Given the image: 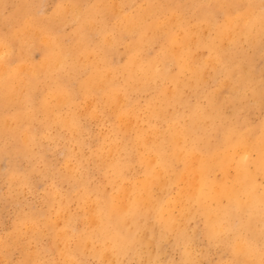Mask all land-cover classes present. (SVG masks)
Wrapping results in <instances>:
<instances>
[{
  "label": "bare ground",
  "instance_id": "bare-ground-1",
  "mask_svg": "<svg viewBox=\"0 0 264 264\" xmlns=\"http://www.w3.org/2000/svg\"><path fill=\"white\" fill-rule=\"evenodd\" d=\"M3 1V0H2ZM5 1V0H4ZM3 1V3H4ZM85 1V0H84ZM103 1V0H100ZM113 1L114 0H110ZM120 1V0H119ZM139 1V0H138ZM165 1V0H164ZM169 1V0H168ZM185 1V0H184ZM215 1V0H214ZM213 1V2H214ZM236 1V0H235ZM244 1V0H243ZM9 2V1H7ZM13 2V1H12ZM30 2V1H28ZM33 2V0H32ZM40 4V1H38ZM48 2V1H46ZM66 2V1H65ZM107 2V1H106ZM113 2L112 5L114 4ZM156 2V1H155ZM149 6V8L145 11L138 13L137 16L133 18H129V16H125L121 18V24L116 26V31L120 34L121 37L123 35L131 37V41L127 46V60L120 68H108V66L104 65L107 61L108 57V49L113 47L118 42V39H109L107 31L103 32L102 40L104 45L102 46L103 53L98 57L95 61L97 65L95 67L90 66L91 73L89 78L84 82L80 83L79 91L83 96L95 95L101 102L105 108L109 109V113L111 118L117 123V127L114 129V135L112 140L109 138L111 136H107L109 141V147L106 152L101 153V160L103 163L104 170L107 174H109V178L106 180L111 185V191L109 193L105 192L100 194L98 197H95L93 200H113V202H107L106 206L102 209H99V214L96 216L98 221V229L100 228V233L102 234V239L106 243L108 250H114L118 253H124L133 245L140 244H151L155 243L158 245L162 240L166 241L168 237H175L176 242L182 244L183 253L186 258H189L191 255L189 249L190 239L188 237V233L186 234V229L188 227V223L196 218L202 219L204 234L207 237L209 243L212 246L219 245L221 248L228 253L229 260L225 262H221L220 264H264V124L259 126L256 129H248L246 127H238L231 123L229 120L224 118L223 115V106L219 99L220 96H208V102L206 107L199 106H190L189 113L187 117L183 115L182 112L178 108L185 105V101L183 100V92L186 88H199L200 84L204 81L205 72L208 66H212L214 68L217 67L218 64H222L226 61V44L222 41L224 40L227 33L233 31L235 27V21L228 15L227 25L222 30L219 29L218 33L214 37L205 38L206 33H201L197 30H187L186 26H184L179 17H176L175 20L170 23L169 27L166 25H162L160 23L161 18L158 19L160 13L165 11V6L161 7L160 3L157 2ZM176 2L175 0L173 1ZM172 2V3H173ZM177 2H179L177 0ZM181 2V1H180ZM187 2V1H186ZM219 3V7H226V10L233 9L236 7H231L230 4H227L224 0H216ZM261 2V1H260ZM26 3V2H24ZM43 3V2H42ZM45 3V0H44ZM57 3V2H56ZM105 3V2H104ZM103 3V4H104ZM133 2H131L132 4ZM140 3V2H139ZM229 3V2H228ZM254 3V2H253ZM257 3V2H256ZM7 5L9 3H6ZM19 4V3H18ZM27 4V3H26ZM118 4V3H116ZM115 4V5H116ZM147 4V3H146ZM149 4V3H148ZM166 4H168L166 2ZM170 4V3H169ZM168 4V5H169ZM203 4V3H202ZM233 4V2H231ZM255 4V3H254ZM263 4V3H262ZM260 4V5H262ZM34 5V4H33ZM37 5V4H36ZM41 5V4H40ZM39 5V6H40ZM46 5V4H45ZM55 5V4H54ZM56 5H60L57 3ZM66 5V4H65ZM63 5V6H65ZM138 5V4H137ZM140 5V4H139ZM138 5V6H139ZM166 5V11H170ZM184 3L182 2V6ZM196 5V4H194ZM223 5V6H222ZM238 5V4H237ZM258 5V6H260ZM26 6V5H24ZM23 6V8H24ZM32 6V5H31ZM38 6V7H39ZM100 6V5H99ZM105 6V5H103ZM102 6V7H103ZM141 6V5H140ZM182 6L180 8H182ZM190 6V4L188 5ZM187 6V7H188ZM201 6V5H199ZM216 6V4L214 5ZM246 6V4H245ZM17 7H20L17 6ZM16 7V8H17ZM27 7V6H26ZM45 7V6H44ZM43 7V8H44ZM48 7V6H47ZM51 7V6H50ZM54 7V6H53ZM83 7V6H79ZM85 7V6H84ZM111 7V6H110ZM109 7V8H110ZM174 7V4H173ZM185 7V5L183 6ZM240 7V6H239ZM243 7V6H242ZM250 7V6H249ZM6 7H1V9ZM8 8V7H7ZM29 8V7H27ZM31 8V7H30ZM35 8V7H34ZM70 8V6H69ZM78 10V8L74 7ZM80 8V11H82ZM100 8V7H99ZM107 8V7H106ZM117 7L115 6V9ZM130 8V7H129ZM172 8V7H170ZM175 8V7H174ZM200 8V7H199ZM198 8V9H199ZM203 8V7H202ZM247 8V7H246ZM258 8V7H257ZM261 8V7H260ZM14 10V8H12ZM32 9V8H31ZM30 9V10H31ZM40 9V8H39ZM42 9V7H41ZM47 9V8H46ZM61 9V7H60ZM88 9V8H87ZM91 9V8H90ZM89 9V10H90ZM97 9V8H96ZM104 9V8H103ZM114 9V10H115ZM137 9V7H136ZM139 9V7H138ZM137 9V10H138ZM143 9V8H142ZM179 9V7H178ZM184 9V8H182ZM218 9V8H217ZM17 10V9H16ZM25 10V9H24ZM29 10V12H30ZM113 10V9H112ZM136 10V11H137ZM176 10V9H175ZM197 10V8H196ZM248 10H251L248 8ZM23 11V9L17 10ZM34 11V9L32 10ZM46 11V10H45ZM49 11V10H48ZM57 11V10H54ZM54 11H52L54 13ZM127 11V10H126ZM142 11V10H140ZM165 11V12H166ZM202 11V10H201ZM212 11V10H210ZM218 11V10H217ZM220 13L221 10H219ZM252 11V10H251ZM256 11V10H255ZM10 12V11H9ZM18 14H21V13ZM28 12V13H29ZM42 12V11H41ZM44 12V10H43ZM42 12V13H43ZM50 12V11H49ZM68 12V11H67ZM215 12V11H214ZM228 12V11H227ZM230 12V11H229ZM247 12V11H245ZM244 12V13H245ZM2 10H0V15ZM13 13V12H12ZM27 13V12H26ZM31 13V12H30ZM57 13V12H56ZM60 13V12H59ZM81 14V12H79ZM78 13V14H79ZM88 13V12H87ZM99 13V12H98ZM97 13V14H98ZM128 13V12H127ZM202 13V12H201ZM211 13V12H210ZM209 13V14H210ZM224 13V12H223ZM236 13V12H235ZM234 13V14H235ZM238 13V12H237ZM258 13V12H257ZM17 13L15 14L17 17ZM24 14V13H23ZM33 14V13H32ZM39 15V13H37ZM50 14V13H49ZM137 14V13H135ZM219 14V12H218ZM233 14V15H234ZM247 14V13H245ZM255 14V13H254ZM8 15V14H7ZM14 15V14H12ZM11 15V16H12ZM36 15V11H35ZM85 15V14H84ZM89 17H84L81 32L79 31L77 37L75 35L74 38L77 40V44L74 45V48L77 49V54L81 55L83 58H87L89 55L94 54V51H91L90 48L86 45L87 38L86 32L88 29L91 30L92 27V13H88ZM133 15V14H132ZM170 15V14H169ZM195 15V14H194ZM216 15V14H214ZM221 15V14H220ZM219 15V17H220ZM232 15V16H233ZM25 16V15H24ZM31 16V15H30ZM41 16V15H39ZM163 16V14H162ZM166 16V15H165ZM174 16V15H173ZM173 16L171 18H173ZM245 16V15H243ZM248 21L245 25H243V30L245 32H249L253 26H258L260 29L264 28V13L259 15H251L247 14ZM20 17V16H19ZM23 17V16H22ZM28 17V16H27ZM46 17V16H45ZM79 17V16H78ZM97 17V16H95ZM109 17V16H108ZM128 17V18H127ZM196 17V16H195ZM210 17V16H209ZM207 15H201L200 20L202 22L210 21ZM213 17V16H212ZM215 17V16H214ZM43 18V17H42ZM51 18V17H50ZM167 18V17H166ZM14 19V16H13ZM18 19V18H17ZM21 19V18H20ZM19 19V22H21ZM37 19V18H35ZM53 20V17L51 18ZM96 19V18H95ZM164 19V18H162ZM182 19V18H181ZM188 19H190L188 17ZM217 19V18H216ZM242 19V17H241ZM246 19V20H247ZM3 20V19H2ZM12 20V19H11ZM25 20H29L28 18ZM49 20V19H48ZM55 20V19H54ZM81 20V19H80ZM97 20V19H96ZM10 21V19H9ZM17 21V20H15ZM34 21V20H33ZM41 21V20H40ZM51 21V20H50ZM119 21V20H118ZM117 21V22H118ZM170 21V18L169 20ZM167 21V22H168ZM240 21V20H239ZM2 22V21H1ZM13 22V21H12ZM19 22H17L19 24ZM26 23L22 21L21 23ZM37 19V23H38ZM43 22V21H41ZM99 22V21H97ZM113 22V21H112ZM115 22V23H117ZM166 22V19L165 21ZM244 22V21H243ZM11 23V22H10ZM6 22L7 24H10ZM15 23V22H14ZM31 22H27L25 27L28 31L31 30ZM36 23V22H34ZM53 23V22H52ZM55 23V22H54ZM113 23V24H115ZM120 23V22H119ZM191 23V22H189ZM213 23V22H212ZM5 24V23H4ZM15 23V25H18ZM43 24V23H42ZM45 24V21H44ZM65 24V23H64ZM95 24V23H94ZM99 24V23H98ZM13 25V24H12ZM37 25V24H36ZM52 25V24H51ZM63 25V24H61ZM66 25V24H65ZM96 25V24H95ZM204 25V24H203ZM207 25V24H206ZM9 26V25H8ZM7 26V27H8ZM94 26V25H93ZM100 26V25H99ZM102 26V25H101ZM100 26V27H101ZM199 26V24H198ZM240 26V25H239ZM18 27V26H16ZM24 27V26H23ZM24 27V28H25ZM44 27V26H43ZM55 27V26H54ZM61 27V26H60ZM95 27V26H94ZM114 27V26H113ZM180 29L181 33L177 34V29ZM12 28V27H11ZM22 28V26H21ZM34 28V27H33ZM32 28V29H33ZM52 28V27H51ZM65 28V27H64ZM219 28V26H217ZM19 29V28H18ZM34 29H37L35 26ZM62 29V28H61ZM69 29V28H68ZM75 29V28H74ZM175 29V30H174ZM207 29V28H206ZM7 30V29H5ZM4 30V31H5ZM15 30V29H14ZM20 30V29H19ZM18 30V31H19ZM27 30L23 32L20 37L22 43L31 39V33L29 36V32ZM52 31V29H50ZM101 30V29H100ZM205 30V29H204ZM203 30V31H204ZM255 30V29H254ZM1 32L3 30H0ZM3 31V32H4ZM9 31V30H8ZM12 32V30H10ZM17 31V30H15ZM22 31V29L20 30ZM33 31V30H32ZM45 31V30H44ZM47 31V30H46ZM45 31V32H46ZM56 30H54L55 33ZM60 31V30H59ZM58 31V32H59ZM64 31V29H63ZM69 31V30H68ZM96 31V30H95ZM241 31V30H240ZM71 32V31H70ZM75 32V31H74ZM93 32V31H92ZM179 32V31H178ZM263 32V31H262ZM18 33V32H17ZM15 33V34H17ZM57 33V32H56ZM94 33V32H93ZM211 33V31H210ZM220 33V34H219ZM252 33V32H251ZM2 34V33H1ZM20 34V33H18ZM34 34V33H33ZM38 35L39 33H35ZM34 34V35H35ZM45 34V33H43ZM50 34V32H49ZM105 34V35H104ZM250 34V33H249ZM255 34V32L253 33ZM12 35V34H11ZM33 35V36H34ZM48 35V34H47ZM88 35V34H87ZM93 35V34H92ZM204 35V36H202ZM251 35V34H250ZM248 35V37L250 36ZM41 36V35H40ZM40 36L36 38H41ZM45 36V35H44ZM50 36V35H49ZM53 36V35H51ZM97 36V35H96ZM230 36V35H229ZM254 36V35H253ZM47 37V36H46ZM57 37V36H56ZM251 37V36H250ZM157 38H160L163 41V49L161 54L158 57L154 58H144L143 52L145 51V47L149 45L151 42H155ZM229 38V37H228ZM227 38V39H228ZM259 38V37H258ZM6 39V37H5ZM4 39V40H5ZM121 39V38H120ZM226 39V40H227ZM242 39V37H241ZM3 40V39H2ZM8 40V39H7ZM16 40V39H15ZM33 40V37H32ZM44 43L47 45L45 50V57L48 59L44 64H39L36 74L44 67L47 69L48 73L52 72L55 68L65 67L66 66V53L60 48L58 45V50L56 49L54 39L51 40L47 37V39L43 38ZM41 40V41H43ZM68 40V39H67ZM124 40V39H123ZM225 40V42H226ZM252 40V37H251ZM250 40V41H251ZM255 40V39H254ZM10 40L9 42H11ZM35 41V40H34ZM40 41V40H39ZM38 41V42H39ZM61 41V40H60ZM59 41V42H60ZM65 41V40H64ZM90 41V40H89ZM127 41V40H126ZM160 41V42H161ZM234 41V40H233ZM236 41V40H235ZM239 41V40H238ZM33 42V41H32ZM70 42V41H69ZM93 42V41H92ZM249 42V41H248ZM264 42V41H263ZM67 43V42H66ZM247 43V42H246ZM244 43V44H246ZM12 44V42H11ZM33 44H35L33 42ZM119 44V43H118ZM44 45V44H42ZM242 45V44H241ZM247 45V44H246ZM258 45H262L261 43ZM3 46V45H2ZM244 46V45H243ZM36 51V45H34ZM67 47V46H66ZM101 47V45H100ZM239 47V46H238ZM247 47V46H246ZM264 47V46H263ZM155 48V47H154ZM160 48V47H159ZM257 48V47H256ZM32 48L29 50L31 51ZM200 49H207L208 56L200 60L199 54L196 55V51ZM244 49V48H243ZM105 50V52H104ZM120 50V49H118ZM156 50V49H155ZM258 50V49H257ZM18 51V50H16ZM28 51V50H27ZM34 51V50H33ZM230 51V50H229ZM236 51V50H235ZM247 51V50H246ZM15 52V50H14ZM202 53H205L201 51ZM231 52V51H230ZM254 52V51H253ZM264 52V50H263ZM262 52V54H263ZM17 54V52H15ZM14 53V54H15ZM19 53V52H18ZM39 53V52H38ZM114 53V52H113ZM125 52H123L124 54ZM149 53V52H147ZM156 53V52H155ZM158 53V52H157ZM198 53V52H197ZM229 53V52H228ZM242 53V52H241ZM6 54V52H5ZM77 54L72 53L71 56H77ZM234 54V53H232ZM248 54V52H247ZM19 55V54H18ZM29 55V54H27ZM150 55V54H149ZM238 55V51H237ZM13 56V55H12ZM11 56V57H12ZM30 56V55H29ZM118 56V55H117ZM233 56V55H232ZM253 56V55H252ZM262 56V55H261ZM10 57V56H9ZM16 57V56H15ZM37 57V55H36ZM116 57V56H115ZM239 57V56H238ZM251 57V56H250ZM259 58V56H257ZM14 58V57H13ZM19 58V57H16ZM21 58V57H20ZM19 58V59H20ZM44 58V57H43ZM92 58V57H91ZM122 58V57H121ZM124 58V57H123ZM232 58V57H230ZM252 58V57H251ZM263 58V56H262ZM4 59V58H3ZM6 59V58H5ZM4 59V60H5ZM15 59V58H14ZM73 64L70 66L72 71L78 70L77 66V57H72ZM100 59V62H98ZM115 59V58H114ZM25 60V59H24ZM121 60V59H117ZM235 60V59H234ZM241 60V59H240ZM263 60V59H261ZM10 61H12L10 59ZM9 61V62H10ZM16 63L17 59L15 60ZM14 61V62H15ZM27 61V60H25ZM36 61V60H35ZM110 61H113V59ZM232 61V60H231ZM239 61V60H238ZM258 61V60H256ZM2 62V61H1ZM43 62V61H42ZM79 62V61H78ZM81 62H86L82 61ZM235 62V61H234ZM262 62V61H261ZM11 63V62H10ZM23 63V62H22ZM29 65V62H26ZM34 63V62H33ZM38 63V62H37ZM40 63V62H39ZM95 63V64H96ZM169 63L175 64L177 68V73L175 75L168 72L167 67ZM250 63V62H249ZM14 64V63H11ZM35 64V63H34ZM84 64V63H83ZM6 65V64H5ZM19 65V64H18ZM22 65V64H21ZM20 65V66H21ZM27 65V64H26ZM38 65V64H37ZM84 65H87L84 64ZM226 65V64H225ZM231 65V64H230ZM245 65V64H244ZM255 65V64H254ZM10 67V65H8ZM13 65H11L12 67ZM172 66V65H171ZM170 66V67H171ZM174 66V67H175ZM242 66V73L243 69ZM253 66V64H252ZM260 66V65H259ZM18 67V66H17ZM36 67V68H37ZM34 68V67H32ZM239 68V66L237 67ZM236 68V69H237ZM258 68V67H257ZM255 68V69H257ZM0 94L8 98L9 101H18L21 99V87L23 89H29L27 84L24 83V79L20 76V73L17 71H8L5 69L4 65L0 63ZM12 69V68H9ZM19 69V68H18ZM25 69H28L25 68ZM209 69V68H208ZM223 69V68H222ZM234 68V70H236ZM17 70V69H16ZM35 70V69H34ZM58 70V69H57ZM70 71V68L68 69ZM215 70V69H214ZM252 70V69H251ZM261 71L260 69H257ZM3 73H2V72ZM22 71V70H18ZM26 70H24L25 72ZM56 71V70H55ZM79 71V70H78ZM88 71V70H87ZM213 71V70H212ZM233 70H228V76L231 78L233 76ZM241 71V70H240ZM248 72L250 70H247ZM259 71H257L259 73ZM263 71V70H262ZM30 72V71H29ZM27 71V75L29 74ZM32 72V71H31ZM33 72V73H34ZM45 72V71H44ZM54 72V71H53ZM59 72V71H57ZM68 72V71H67ZM80 72V71H79ZM86 72V71H85ZM211 72V71H210ZM217 72V71H216ZM23 73V72H21ZM65 73V72H64ZM117 73H121L124 77L123 83L118 84L114 79ZM175 73V72H174ZM220 73V70H219ZM235 73V71H234ZM262 73V72H261ZM24 74V73H23ZM55 75V72L53 73ZM52 74V75H53ZM74 74V73H73ZM83 74V71H82ZM190 77L186 79V75ZM218 74V72H217ZM224 74V73H223ZM31 75V73H30ZM35 75V74H32ZM42 75V74H41ZM43 75H46L45 73ZM57 75V74H56ZM60 75V73H58ZM62 75V74H61ZM81 75V74H80ZM84 75V74H83ZM86 75V74H85ZM210 75V74H209ZM215 75V74H214ZM213 75V76H214ZM249 75V74H248ZM252 75V73H251ZM250 75V76H251ZM264 75V74H263ZM23 76V75H22ZM26 76V74H25ZM71 76V75H70ZM77 76V75H76ZM225 76V75H224ZM245 76V75H244ZM243 76L242 79H245ZM256 77V75H254ZM29 77V75H28ZM36 77H38L36 75ZM51 77V76H50ZM60 78V76H58ZM87 77V76H86ZM207 77V76H206ZM217 77V76H216ZM253 77V76H252ZM27 78V77H25ZM55 78V77H54ZM121 78V77H120ZM34 79V78H33ZM38 79V78H37ZM44 79V78H43ZM51 79V78H50ZM69 79V75L66 80ZM78 79V78H77ZM167 81L172 87H161L158 91L159 94L155 99L151 100L145 109V116H141L139 111L135 105H133L132 101H129V95L133 92H142L147 91V89L152 86V82L157 81ZM207 79V78H206ZM239 79V78H238ZM237 79V80H238ZM249 79V78H248ZM258 77L256 78V80ZM41 80V79H39ZM38 80V81H39ZM45 80V79H44ZM59 80V79H58ZM214 80L215 79L214 77ZM231 80V79H228ZM253 80V79H252ZM255 80V79H254ZM28 81V80H27ZM35 81V80H32ZM31 81V82H32ZM56 81V80H55ZM72 81V80H71ZM76 81V79H75ZM209 81V80H207ZM40 82V81H39ZM45 82V81H44ZM214 82V81H213ZM216 82V81H215ZM219 82V81H217ZM34 83V82H33ZM36 83V81H35ZM41 83V82H40ZM43 83V82H42ZM49 83V82H48ZM69 83V82H68ZM72 83V82H70ZM69 83V84H70ZM211 83V82H210ZM228 83V82H227ZM249 80H243L242 82L233 83L232 81L228 83V88H230L233 94H238L242 96L243 90L248 86ZM55 84V83H54ZM158 84V81H157ZM31 85V84H30ZM37 85V84H36ZM53 85V84H52ZM57 88L54 89L48 88L45 91V94L42 98V103L40 102L43 113L47 121L53 122H62L65 126L69 127L70 130H77L76 120L72 115L69 118L64 119L59 118L57 115L61 112L60 109L65 104L72 103V95L65 88V83L59 84L56 82ZM214 85V84H213ZM227 85V84H226ZM263 85V84H262ZM17 86V88H16ZM20 86V89H18ZM34 86V85H33ZM222 86V85H221ZM260 86V85H258ZM76 87V86H75ZM74 87V88H75ZM169 87V86H168ZM203 87V86H202ZM35 86L33 87V89ZM73 88V89H74ZM217 88V87H216ZM219 88V87H218ZM223 87H221L222 89ZM38 88L34 89L37 90ZM42 89V88H41ZM40 89V90H41ZM70 89V88H68ZM72 89V88H71ZM72 89V90H73ZM201 89V87H200ZM211 89V88H210ZM220 89V90H221ZM225 89V88H224ZM249 88H246V90ZM39 90V89H38ZM37 90V91H38ZM39 90V91H40ZM78 90V89H77ZM228 90V89H227ZM247 90V91H248ZM38 91V92H39ZM44 91V90H43ZM201 91V90H200ZM210 91V90H209ZM219 91V90H218ZM225 90H223L224 92ZM26 92L23 90V93ZM36 92V91H35ZM214 92V91H213ZM212 92V93H213ZM219 91L218 93H220ZM230 92V91H229ZM228 92V93H229ZM230 92V93H231ZM31 93V92H30ZM34 93V92H32ZM43 93V92H42ZM77 93V92H76ZM225 93V92H224ZM28 94V93H27ZM26 94V95H27ZM40 94V93H39ZM138 94V93H137ZM227 94V93H226ZM232 94V95H233ZM76 95V94H75ZM147 95V94H146ZM149 95V94H148ZM188 95V94H187ZM237 95V96H238ZM247 95V94H246ZM259 92H254L255 96L259 97ZM28 96V95H27ZM33 96V94H32ZM37 96V95H36ZM40 96V95H39ZM82 96V97H83ZM132 96V95H131ZM238 96V97H239ZM261 96V95H260ZM263 96V94H262ZM30 97V96H29ZM41 97V96H40ZM74 97V96H73ZM81 97V98H82ZM94 97V96H92ZM133 97V96H132ZM147 97V96H146ZM188 97V96H187ZM251 97V96H250ZM35 98V97H34ZM39 98V97H38ZM38 98L36 100H38ZM87 98V97H86ZM201 98V97H200ZM204 98V97H203ZM240 98V97H239ZM264 98V97H263ZM1 99V98H0ZM27 99H29L27 97ZM78 99V98H77ZM76 99V100H77ZM89 99V98H87ZM148 99V97H147ZM256 99V98H255ZM261 99V98H259ZM3 100V99H2ZM137 100V99H136ZM198 100V99H197ZM231 100V98H230ZM235 100V99H234ZM238 100V99H237ZM246 100V99H245ZM24 102V98L21 99ZM91 101V100H90ZM93 101V100H92ZM92 101L90 103H92ZM95 101V98H94ZM257 101V100H256ZM6 102V101H5ZM30 102V101H27ZM79 102V101H77ZM82 102V101H81ZM85 101H83L84 103ZM89 102V101H87ZM139 102V101H138ZM141 102V101H140ZM143 102V101H142ZM190 102V101H189ZM196 102V101H195ZM206 102V101H205ZM227 102V101H226ZM231 102H234L231 100ZM242 103V100L240 99ZM247 102V101H246ZM33 103V102H32ZM36 103V102H35ZM89 103V104H90ZM250 103V102H249ZM2 104V103H0ZM27 104V103H26ZM38 104V103H37ZM39 104V105H40ZM88 104V103H87ZM206 104V103H204ZM231 104V103H230ZM249 106L248 103H246ZM253 104V103H252ZM262 103H260L261 105ZM3 105V104H2ZM9 105V104H5ZM12 105V104H11ZM14 105V104H13ZM31 105L30 106L31 108ZM54 105V106H53ZM76 105V103H75ZM92 105V104H90ZM97 109V104H95ZM227 105V104H226ZM233 105V104H231ZM238 105V103H237ZM26 106V105H25ZM38 106V105H37ZM36 106V109L38 108ZM39 106V107H41ZM72 106V105H71ZM82 106V105H81ZM80 106V107H81ZM242 106H244L242 104ZM3 107V106H2ZM7 107V106H6ZM13 107V106H12ZM27 107V106H26ZM78 107V105H77ZM140 107V106H139ZM233 107V106H232ZM236 107V106H235ZM240 107V106H239ZM10 108V105H9ZM16 108V107H15ZM79 108V107H78ZM82 108V107H81ZM102 108V107H101ZM29 109V107H28ZM26 109V110H28ZM42 109L40 111H42ZM66 109V108H65ZM72 109V108H71ZM70 109V110H71ZM74 109V107H73ZM85 109V108H84ZM106 109V110H107ZM178 109V111H177ZM228 109V108H227ZM238 109V108H236ZM251 109V108H250ZM3 110V109H2ZM5 110V109H4ZM20 110H24L23 108ZM31 110V109H29ZM76 110V108H75ZM79 110V109H78ZM77 110V111H78ZM91 110V107L90 109ZM105 110V109H104ZM182 110V109H181ZM253 110V109H252ZM12 111V110H11ZM16 111V110H14ZM36 113L37 111L34 110ZM69 111V109H68ZM67 111V112H68ZM93 111V110H92ZM251 111V110H250ZM249 111V112H250ZM257 111V110H256ZM259 111V110H258ZM7 112V110H6ZM63 112V111H62ZM73 112V111H71ZM85 112V111H82ZM101 112H103L101 110ZM142 112V110H141ZM21 113V112H20ZM33 113V112H32ZM38 113H40L38 111ZM64 113V112H63ZM81 113V112H80ZM86 113V112H85ZM97 113V112H96ZM107 113V112H106ZM1 114V113H0ZM35 114V113H34ZM79 114V112H78ZM144 114V113H143ZM142 114V115H143ZM240 114V113H239ZM254 114V113H253ZM10 115V114H9ZM36 115V114H35ZM39 115V114H37ZM80 115V114H79ZM87 115V114H86ZM89 115V114H88ZM92 115V114H91ZM97 115V114H96ZM95 115V116H96ZM102 115V113H101ZM233 115V114H232ZM248 115V114H247ZM7 116V115H5ZM12 116V115H11ZM15 116V115H14ZM75 116V115H74ZM84 116V115H83ZM98 116V115H97ZM245 116V115H244ZM253 116V115H251ZM250 116V117H251ZM3 118V116L1 115ZM0 117V118H1ZM8 117V116H7ZM29 119L34 116H28ZM31 117V118H30ZM37 117V116H36ZM35 117V118H36ZM41 117V116H40ZM59 119H58V118ZM80 117V116H79ZM89 117V116H88ZM105 117V116H104ZM96 118V117H95ZM240 118L241 117H235ZM6 119V118H5ZM8 119V118H7ZM14 119V118H13ZM22 119V118H21ZM58 119V120H57ZM99 119L97 117L95 120ZM239 119V120H240ZM255 119V118H254ZM264 119V118H263ZM20 120V119H19ZM26 120V119H25ZM40 120V118H39ZM38 120V121H39ZM103 120V118H102ZM242 120H244L242 118ZM8 121V120H7ZM0 123V124H6ZM18 121V119H17ZM32 123L34 119L30 120ZM60 121V122H59ZM82 121V120H81ZM104 121V120H103ZM100 121L99 123L103 122ZM107 122V119L105 120ZM104 121V122H105ZM154 121H161L165 124V130L162 132L157 131L154 126ZM234 121V120H233ZM238 121V120H237ZM3 122V120L1 121ZM19 122V121H18ZM22 123V121H20ZM41 122V123H42ZM45 122V121H44ZM93 122V121H92ZM97 122V121H96ZM256 122V121H255ZM27 124L26 121L24 122ZM40 123V124H41ZM56 124V126L58 125ZM84 123V122H83ZM245 123V122H244ZM8 124V123H7ZM13 124V123H12ZM15 124V123H14ZM18 124V123H17ZM35 124V122H34ZM61 124L60 127L63 125ZM105 124V123H103ZM146 124V127L143 125ZM247 124V122H246ZM261 124V123H260ZM19 125V124H18ZM31 125V124H30ZM44 125V124H43ZM63 125V126H64ZM102 125V124H101ZM107 125V124H106ZM110 125V124H109ZM4 126V125H3ZM20 126V125H19ZM18 126V127H19ZM22 126V125H21ZM29 126V125H28ZM34 126V125H33ZM36 126V125H35ZM38 126V124H37ZM40 126V125H39ZM56 126H54L56 128ZM98 126V125H96ZM258 126V125H257ZM2 127V126H1ZM9 127V126H8ZM27 127V126H26ZM30 127V126H29ZM41 127V126H40ZM52 127V126H51ZM53 127V128H54ZM59 127V125H58ZM81 127V126H80ZM78 127V129H80ZM102 127V126H101ZM106 127V126H105ZM163 127V126H162ZM249 127V126H248ZM28 128V127H27ZM64 128V127H62ZM68 128V129H69ZM96 128V127H95ZM99 128V127H98ZM114 128V127H113ZM112 128V129H113ZM164 128V127H163ZM2 129H4L2 127ZM6 129V127H5ZM31 129V127H30ZM46 129V128H45ZM64 129L67 130L65 127ZM97 129V128H96ZM7 130V129H6ZM5 130V131H6ZM60 130V128H59ZM110 131V128H108ZM107 130V131H108ZM4 131V130H0ZM4 131V132H5ZM45 131V130H44ZM51 131V130H50ZM68 131V130H67ZM104 131V129H103ZM101 131V132H103ZM28 132V131H27ZM26 132V133H27ZM35 132V130H34ZM70 132V131H69ZM79 131H76L78 134ZM7 133V132H5ZM12 133V132H11ZM33 133V131H32ZM48 133V132H47ZM99 133V131L97 132ZM10 134V130H9ZM17 134V133H15ZM19 136L21 133H18ZM31 133H28V135ZM53 134V133H52ZM64 134V132H63ZM71 134V133H70ZM83 134V132H82ZM88 134V132H87ZM11 135V134H10ZM22 135V134H21ZM33 138L34 134H31ZM57 135V133H56ZM55 135V136H56ZM84 135V134H83ZM97 135V134H96ZM15 136V135H14ZM12 137V139L14 138ZM18 136V137H19ZM58 136V135H57ZM73 137V134H71ZM77 136V135H76ZM8 137V136H7ZM21 137V136H20ZM41 137V136H40ZM46 137V136H45ZM43 137V138H45ZM51 137V135H50ZM75 137V135H74ZM79 137V135H78ZM9 138V137H8ZM24 138V137H23ZM30 138V137H28ZM30 138V139H31ZM55 138V137H54ZM86 137H83V139ZM19 139V138H18ZM22 139V138H21ZM37 139V138H36ZM48 139V138H47ZM87 139H89L87 137ZM104 139V138H103ZM106 139V137H105ZM3 140V139H2ZM7 140V139H6ZM50 140V138H49ZM48 140V141H49ZM56 140V138H55ZM73 140V139H71ZM8 141V140H7ZM18 141V140H17ZM15 141V142H17ZM60 141V139H59ZM74 141V140H73ZM90 141V140H89ZM105 141V140H104ZM103 141V142H104ZM20 142V141H19ZM25 142V141H24ZM33 142V140H32ZM50 142V141H49ZM53 143V140H51ZM106 142V141H105ZM7 143V142H6ZM4 143V144H6ZM14 143V142H13ZM29 143V142H28ZM27 143V144H28ZM66 143V142H65ZM77 143V142H76ZM108 143V142H107ZM9 144V143H8ZM11 144V143H10ZM18 143H15V145ZM21 144V143H20ZM27 144H25L27 146ZM59 144V143H58ZM62 144V143H61ZM70 144V143H69ZM14 145V144H13ZM12 145V146H13ZM34 145V144H33ZM60 145V144H59ZM75 145V144H74ZM93 145V144H92ZM106 145V144H105ZM10 146V145H9ZM77 146V144H76ZM96 146V145H95ZM99 146V145H98ZM34 147V146H32ZM60 147V146H59ZM62 147V146H61ZM67 147V145H66ZM83 147V146H82ZM100 147V146H99ZM1 148V147H0ZM6 148V147H5ZM19 148V147H18ZM30 145L28 148H25L29 151ZM36 148V147H35ZM34 148V150H35ZM49 148V147H48ZM69 148V147H68ZM87 148V147H85ZM103 148V147H102ZM58 149V148H57ZM80 149V148H79ZM82 149V148H81ZM77 151H82V150ZM106 149V147H105ZM24 150V149H23ZM33 150V148H32ZM29 154H34L32 153ZM33 150V151H34ZM76 150V149H75ZM86 150V149H85ZM85 150H83L85 152ZM89 150V149H88ZM102 150V149H101ZM16 151H19L18 149ZM22 151V149H20ZM26 151V150H25ZM66 151V150H65ZM87 151V150H86ZM105 151V150H104ZM30 152V151H29ZM35 152V151H34ZM75 151H73L74 153ZM78 152V153H79ZM94 152V151H89ZM122 152H125V156L127 158L122 157ZM136 153L138 165L140 167V176L131 177L128 175L129 163L128 158L132 156L131 154ZM16 153V152H13ZM20 153V152H19ZM40 153V152H39ZM63 153H65L63 151ZM72 157L73 153L69 152ZM76 153V152H75ZM86 153V152H85ZM96 153V150H95ZM12 154V152H11ZM18 154V153H17ZM15 154V155H17ZM20 154H23L20 153ZM28 154V155H29ZM40 155V154H39ZM75 155V154H74ZM81 155V154H80ZM88 155V154H87ZM94 155V153H93ZM99 153L97 154V156ZM21 156V155H20ZM24 156V155H23ZM32 159H33V155ZM38 156V155H37ZM77 157V155H75ZM79 156V155H78ZM83 157V155H81ZM80 156V158H81ZM85 156V155H84ZM96 156V155H95ZM94 156V157H95ZM14 157V156H13ZM19 157V156H18ZM26 157V155L24 156ZM23 157V158H24ZM71 157V156H70ZM87 157V156H85ZM84 157V159H85ZM91 159H95V158ZM12 158V157H11ZM17 158V156H16ZM22 158V157H21ZM36 158V156H35ZM34 158V159H35ZM44 158V157H43ZM89 158V156H88ZM132 158V157H131ZM131 158L129 160H131ZM78 159V157L76 158ZM75 159V160H76ZM10 160V159H8ZM40 160V159H39ZM83 160V159H82ZM97 160V159H96ZM16 161V160H15ZM13 161V162H15ZM22 161V159L20 160ZM28 161V160H27ZM31 161V160H30ZM67 161V160H66ZM81 161V160H79ZM87 161V159H86ZM93 161V160H92ZM99 161V159H98ZM97 161V163H98ZM134 161V162H135ZM49 162V161H48ZM83 162V161H82ZM91 162V161H89ZM34 163H37L36 161ZM68 163V162H67ZM71 163V162H70ZM79 163V162H78ZM85 163V162H84ZM38 164V163H37ZM45 164V163H44ZM95 167V162L93 163ZM32 165V164H31ZM34 165V164H33ZM32 165V166H33ZM50 165V164H48ZM47 165V166H48ZM80 165V164H79ZM86 165V164H85ZM88 165V164H87ZM97 165V164H96ZM99 165V164H98ZM24 166V165H23ZM37 166V165H36ZM81 166V165H80ZM84 166V165H82ZM89 166V165H88ZM92 166V165H91ZM132 166V165H131ZM136 166V165H135ZM18 167V166H17ZM70 167V166H69ZM78 167V166H77ZM86 167V166H85ZM90 167V166H89ZM93 167V166H92ZM99 167V166H98ZM48 168V167H47ZM62 168V167H61ZM65 168V167H64ZM101 168V167H100ZM133 169V167H131ZM138 168V167H137ZM42 169V168H41ZM52 169V168H51ZM54 169V168H53ZM66 169V168H65ZM64 169V170H65ZM72 169V168H71ZM75 171V167L73 168ZM78 169V168H77ZM88 170L87 167L85 168ZM84 169V170H85ZM92 169V168H91ZM97 169V168H96ZM99 169V168H98ZM97 169V170H98ZM22 170V169H19ZM18 170V171H19ZM80 170V169H79ZM17 171V170H16ZM35 171V170H34ZM38 171V170H37ZM36 171V172H37ZM41 171V170H39ZM43 171V170H42ZM68 171V170H67ZM71 171V170H70ZM90 171V170H89ZM94 171V170H93ZM28 172V171H27ZM33 172V171H32ZM35 174L37 175V173ZM60 171H58L59 173ZM62 171L61 174H63ZM69 172V171H68ZM76 174L74 171H72ZM79 172V171H78ZM77 172V173H78ZM102 172V171H101ZM132 172V171H131ZM137 172V171H136ZM34 173V172H33ZM40 173V172H39ZM55 173V172H54ZM53 173V174H54ZM105 173V172H104ZM135 173V172H134ZM16 174V173H15ZM22 174V172H21ZM26 174V173H25ZM72 174V175H74ZM103 174V173H102ZM3 175V174H2ZM20 174H18L19 176ZM40 175V174H39ZM66 175V173H65ZM78 176L80 175L77 174ZM136 175V174H135ZM16 176V175H15ZM22 176V175H21ZM20 176V179H21ZM35 176V175H34ZM67 176V175H66ZM87 176V175H86ZM85 176V177H86ZM94 176V175H92ZM5 177V176H4ZM3 177V178H4ZM25 177V176H24ZM68 177V176H67ZM66 177V179H67ZM89 179L90 177L88 175ZM96 177V175L94 176ZM28 178V177H27ZM55 178V177H54ZM64 178V176H63ZM69 178L74 179L70 176ZM6 179V178H5ZM17 179V177H16ZM65 179V180H66ZM76 179V178H75ZM3 180V179H2ZM49 180V179H48ZM64 180V182H65ZM94 180V178H93ZM13 181V180H12ZM16 181V180H15ZM24 181V180H22ZM42 181V180H41ZM40 181V182H41ZM56 181V180H55ZM58 181V180H57ZM61 181V180H59ZM67 181V180H66ZM86 181V180H85ZM9 182V181H7ZM14 182V181H13ZM26 182V180H25ZM64 182L62 183L64 185ZM70 182V181H68ZM75 182V181H74ZM81 182V181H80ZM78 182L80 185L83 183ZM95 182V180H94ZM49 183V181H48ZM76 183V182H75ZM74 183V184H75ZM97 183V182H96ZM3 184V183H2ZM26 184V183H25ZM55 184V182H53ZM57 184V183H56ZM73 184V185H74ZM85 184V183H84ZM88 184V183H87ZM86 184V185H87ZM99 184V183H98ZM22 185V184H21ZM58 185V184H57ZM54 185V186H57ZM78 185V184H77ZM76 185V186H77ZM83 185V184H82ZM93 185V183H91ZM107 185V184H106ZM105 185V186H106ZM7 187V185L5 184ZM53 186V185H52ZM61 186V185H60ZM84 186V185H83ZM82 186V187H83ZM10 187V186H9ZM59 187V186H58ZM69 187V186H68ZM87 187V186H86ZM91 187V186H90ZM101 187V186H100ZM109 187V186H108ZM54 188V187H53ZM57 188V187H56ZM64 188V187H63ZM75 188V187H73ZM77 188V187H76ZM79 188V187H78ZM81 188V187H80ZM84 188V187H83ZM82 188V189H83ZM89 188V187H88ZM95 188V187H94ZM10 189V188H9ZM25 189V187H24ZM36 189V188H35ZM41 189V188H40ZM43 189V188H42ZM47 189V188H46ZM67 189V188H66ZM85 189V188H84ZM87 189V188H86ZM93 189V188H92ZM96 189V188H95ZM100 190V189H99ZM4 191V190H2ZM19 191V190H18ZM22 191V189H21ZM46 191V190H45ZM49 191V190H47ZM59 191V190H57ZM98 191V189H97ZM13 192V191H12ZM50 192V191H49ZM65 192V191H64ZM90 192L86 191L83 192ZM94 192V191H93ZM16 193V192H15ZM52 192H50L51 194ZM54 193V192H53ZM88 193L86 195H88ZM64 194V193H63ZM67 194V193H65ZM79 194V192H78ZM94 194V193H93ZM12 195V194H11ZM16 195V194H15ZM52 195V194H51ZM82 196L83 200H91L90 197ZM91 195V194H90ZM89 195V196H90ZM98 195V194H97ZM52 195V199H53ZM62 196V195H61ZM77 196V195H76ZM81 196V194H80ZM9 197V196H8ZM57 197H60L57 196ZM64 197V196H63ZM13 198V197H12ZM50 198V197H48ZM68 198V197H67ZM74 198V197H73ZM78 198V197H77ZM81 198V197H80ZM4 199V198H3ZM16 199V198H15ZM51 199V202H52ZM55 199V198H54ZM11 200V199H10ZM18 200H20L18 198ZM64 200V199H62ZM80 200V199H79ZM82 200V199H81ZM115 200L119 201V204H115ZM72 201V198H71ZM78 201V199H77ZM17 202V201H16ZM47 202V201H46ZM60 201H57L59 203ZM99 202V201H98ZM100 202V204H101ZM54 203V202H53ZM52 203V204H53ZM84 203V202H83ZM82 203V204H83ZM71 204V203H70ZM95 204V201H94ZM97 204V203H96ZM99 204V203H98ZM99 204V206H100ZM55 205V203H54ZM65 205V204H64ZM76 205V204H75ZM88 205V204H87ZM103 205V203H102ZM71 206V205H70ZM80 206V205H79ZM89 206V205H88ZM98 206V205H97ZM18 207V206H17ZM65 207V206H64ZM62 209V207H60ZM67 208V207H66ZM65 208V209H66ZM93 208L92 209L93 211ZM97 208V207H96ZM56 209V207H55ZM59 209V208H58ZM81 208H79L80 211ZM25 210V209H24ZM32 210V208H31ZM34 210V208H33ZM77 210V209H75ZM84 209H82L83 211ZM36 211V210H35ZM34 211V212H35ZM52 211V210H51ZM50 211V213H51ZM59 211V210H57ZM73 211V210H72ZM71 211V212H72ZM81 211V212H82ZM21 212V211H20ZM23 212V211H22ZM21 212V213H22ZM33 212V213H34ZM55 212V211H54ZM94 212V211H93ZM28 214V212H26ZM30 213V212H29ZM53 213V212H52ZM51 213V214H52ZM77 213V212H76ZM79 213V212H78ZM23 214V213H22ZM37 214V213H35ZM65 214V212H64ZM81 214V213H80ZM42 215V214H41ZM44 215V213H43ZM54 215V214H53ZM71 215V213H70ZM76 215V214H75ZM19 216V215H18ZM22 216V215H21ZM57 216V215H56ZM61 216V215H60ZM59 216V217H60ZM86 216V215H85ZM37 217V216H36ZM45 217V216H44ZM43 217V218H44ZM50 217V215H49ZM72 217V216H71ZM77 217V216H75ZM19 219V217H17ZM34 218V217H33ZM41 218V217H40ZM55 218V217H54ZM78 218V217H77ZM76 218V219H77ZM22 219V218H21ZM27 219V218H26ZM25 219V220H26ZM30 219V216H29ZM47 219V218H46ZM44 219V221L46 220ZM65 219V218H64ZM71 219V218H70ZM74 220V218L72 217ZM24 220V219H23ZM22 220V221H23ZM24 220V221H25ZM51 220V219H50ZM48 220V221H50ZM56 220V219H55ZM62 220V219H61ZM61 220H58L61 221ZM15 221V220H14ZM31 221V220H29ZM47 221V223H48ZM67 221V220H66ZM71 221V220H70ZM77 221V220H76ZM13 222V221H11ZM35 222V221H34ZM51 222V221H50ZM56 222V221H55ZM54 222V223H55ZM58 222L56 225H58ZM62 222V221H61ZM60 222V223H61ZM64 222V221H63ZM24 223V222H23ZM43 223V222H42ZM44 223L45 225L47 224ZM65 223V222H64ZM70 223V222H69ZM69 223L67 225H69ZM193 223V222H192ZM38 224V223H37ZM35 224V225H37ZM42 224V225H44ZM53 223L51 222V225ZM66 224V223H65ZM65 224H61L65 226ZM95 224V223H94ZM12 225V224H11ZM22 225V224H21ZM55 225V226H56ZM66 225V226H67ZM89 225V224H84ZM53 226V225H52ZM53 226V228L55 227ZM65 226V227H66ZM194 226V225H193ZM85 227V226H84ZM189 226V230H190ZM18 228V227H17ZM22 228V227H21ZM30 228V226H29ZM46 228V227H45ZM60 228V226H59ZM69 228V227H66ZM12 229V228H11ZM39 229V227H38ZM41 230L43 228H40ZM89 229V228H88ZM93 229V228H92ZM97 229V230H98ZM44 230V229H43ZM42 230V231H43ZM54 230V229H53ZM69 230V229H68ZM95 230V231H97ZM20 231V230H19ZM23 231V230H22ZM21 231V232H22ZM37 231V230H36ZM58 231V230H57ZM83 231V229H82ZM90 231V230H88ZM191 231V230H190ZM189 231V234H190ZM27 232V231H26ZM53 232V231H51ZM66 232V230H65ZM99 232V231H97ZM188 232V229H187ZM193 232V231H192ZM12 233V232H11ZM14 233V232H13ZM30 233V232H29ZM45 233V232H44ZM60 233V232H59ZM67 233V232H66ZM196 233V232H195ZM23 234V233H22ZM43 234V233H42ZM70 234V230H69ZM8 235V234H7ZM21 235V234H20ZM28 235V234H27ZM47 235V234H46ZM61 235V234H60ZM62 234L61 236H63ZM66 235V234H65ZM64 235V236H65ZM73 235V234H71ZM93 235V234H92ZM193 235V234H192ZM189 235V236H192ZM9 236V235H8ZM25 236V235H24ZM59 236V235H58ZM74 236V235H73ZM83 236V235H82ZM81 236V237H82ZM97 236L99 237L98 233ZM15 237V236H14ZM17 237H21L18 236ZM28 237V236H27ZM32 237V236H31ZM80 237V238H81ZM89 237V236H88ZM94 237V236H93ZM92 237V238H93ZM4 238V237H3ZM26 238V237H25ZM30 238V237H29ZM44 238V237H43ZM51 238V236H50ZM64 238V237H63ZM91 238V237H90ZM88 238V240H90ZM19 239V238H18ZM42 239V238H41ZM55 239V238H54ZM58 239V238H57ZM65 239V238H64ZM62 239V241H64ZM77 239V237H76ZM82 239V238H81ZM80 239V241H81ZM85 238H83L84 240ZM94 239V238H93ZM99 238H97L98 240ZM174 239V238H173ZM10 240V239H9ZM13 240V238L11 239ZM11 240L9 242H11ZM87 240V239H86ZM4 241V240H3ZM56 241V240H54ZM58 241V240H57ZM79 241V239H78ZM61 242V241H60ZM67 242V241H66ZM94 242V241H93ZM172 242V241H171ZM4 243V242H3ZM31 243V242H30ZM59 243V242H58ZM78 243V242H77ZM81 243V242H80ZM85 243V242H84ZM164 243V242H163ZM160 243V244H163ZM174 243V242H173ZM196 243V241L194 242ZM15 244V241H14ZM69 244V243H68ZM74 244V243H73ZM82 244V243H81ZM90 244V243H89ZM139 244V245H140ZM172 244V243H171ZM175 244V243H174ZM4 245V244H3ZM17 245V244H16ZM27 245V244H25ZM33 245V243L31 244ZM63 246V244H61ZM80 245V244H79ZM85 245V244H84ZM88 245V244H87ZM92 245V244H91ZM99 245V244H98ZM165 245V244H164ZM173 245V244H172ZM193 245V244H192ZM70 247V245H68ZM66 246V247H68ZM83 246V244L81 245ZM80 246V248H81ZM89 246V245H88ZM14 247V245H13ZM23 247V246H22ZM56 247V246H55ZM54 247V248H55ZM95 247V245H94ZM5 248V247H4ZM10 248V247H9ZM39 248V247H38ZM57 248V247H56ZM59 248V247H58ZM74 248V247H73ZM76 248V247H75ZM78 248V247H77ZM173 248V247H172ZM192 248V247H191ZM6 249V248H5ZM63 249V247H62ZM61 249V250H62ZM71 249V248H70ZM91 249V248H90ZM89 249V250H90ZM94 249V248H93ZM92 249V250H93ZM135 249V248H134ZM150 249V248H149ZM148 249V251H150ZM196 249V248H195ZM11 250V248H10ZM8 250V251H10ZM14 250V249H13ZM23 250V249H22ZM21 250V251H22ZM29 250V249H28ZM60 250V249H59ZM88 250V251H89ZM142 250V249H141ZM153 251V248L151 249ZM163 250V249H161ZM200 250V249H199ZM15 251V250H14ZM20 251V252H21ZM30 251V250H29ZM58 251V250H57ZM66 252V249L64 250ZM69 252L71 250H68ZM67 251V252H68ZM73 251V250H72ZM71 251V253H72ZM75 251V250H74ZM84 251V249H82ZM87 251V252H88ZM135 251V250H134ZM165 251V250H164ZM163 251V252H164ZM169 251V250H168ZM196 251V250H195ZM18 252V250H17ZM25 252V249H24ZM90 252H94L91 251ZM113 252V251H112ZM162 252V251H161ZM162 252V253H163ZM175 252V251H174ZM198 252V251H197ZM15 253V252H14ZM19 253V252H18ZM22 253V252H21ZM35 253V251H34ZM55 253V252H54ZM59 253V252H58ZM77 253V252H75ZM147 253V252H146ZM151 253V252H150ZM153 253V252H152ZM155 253V251H154ZM153 253V254H154ZM166 253V252H165ZM170 253V252H169ZM4 254V253H3ZM6 254V253H5ZM8 254V253H7ZM16 254V253H15ZM70 254V253H68ZM84 254V253H83ZM108 254V253H107ZM160 254V253H159ZM171 254V253H170ZM193 254V253H192ZM23 255V254H22ZM36 255V254H35ZM73 255V254H72ZM120 255V254H119ZM135 255V253H134ZM149 255V254H148ZM161 255V254H160ZM197 255V254H196ZM42 256V255H41ZM86 256V253L84 254ZM90 256V255H89ZM133 256V255H131ZM130 256V257H131ZM169 256V254H168ZM177 256V255H176ZM28 257V256H24ZM32 257V256H31ZM38 257V256H37ZM91 257V256H90ZM153 257V256H152ZM162 257V255H161ZM165 257V256H164ZM10 258V256H9ZM89 258V257H88ZM87 258V259H88ZM127 258V257H126ZM168 258V257H167ZM198 258V257H197ZM48 259V258H47ZM60 259V258H59ZM135 259V258H134ZM151 259V258H150ZM174 259V258H173ZM13 260V259H11ZM21 260V259H20ZM32 260V258H31ZM36 260V259H35ZM45 260V259H44ZM67 260V259H66ZM137 260V259H136ZM146 260V259H145ZM144 260V261H145ZM148 260V259H147ZM155 259H153L154 261ZM178 260V259H177ZM193 260V259H192ZM25 261V260H24ZM46 261V260H45ZM50 261V260H49ZM134 261V260H133ZM141 261V260H140ZM159 261V259H158ZM162 261V260H161ZM201 261V260H200ZM44 262V261H42ZM41 262V263H42ZM67 262V261H66ZM142 262V261H141ZM175 262V261H174ZM11 263V262H10ZM21 263V262H20ZM49 263V262H48ZM60 263V262H59ZM124 263V261H123ZM127 263V262H126ZM153 263V262H152ZM197 263V262H196ZM29 264V263H28ZM84 264V263H83ZM120 264V263H119Z\"/></svg>",
  "mask_w": 264,
  "mask_h": 264
},
{
  "label": "rangeland",
  "instance_id": "rangeland-1",
  "mask_svg": "<svg viewBox=\"0 0 264 264\" xmlns=\"http://www.w3.org/2000/svg\"><path fill=\"white\" fill-rule=\"evenodd\" d=\"M4 1V0H3ZM2 0H0V10H2L3 15H0V30H5L4 32L0 31V63L4 65L5 69H7L9 72L10 71H17L20 73V76L24 79V83L25 84H29L28 86L31 87L29 89H23L21 87L22 93H21V99L24 98V102L21 101V99H18V101H9L8 98H5V96H2L0 94V117L1 115L3 116V118H0V123H5L6 124H0V130H6L5 133L4 131H0V264H220L221 262H225L228 261L229 255L228 253H226L221 246L216 245V246H212L207 237L204 234V227H203V221L202 219L196 218L193 220H191L188 223V232L186 229V234L188 233V237L190 239L189 242V249L191 252V255L189 258H186L184 256L183 253V247L182 244L177 243L175 237H168L165 240H162L160 244L158 243V245H156L155 243L151 244L152 242H150L149 244H140L138 243L137 245H133V249L132 247L130 248V250L128 249L126 252L124 253H118L114 250H108V247L106 246V243L103 241L102 239V234L100 233V228L98 229V222L100 223V221H98V219L96 218V216H98L99 214V209H102L104 207V205L106 206V201L107 200H93L95 199V197H98L100 194L107 192L109 193L111 191V185L108 181L106 180L107 178H109V174L106 173V171L104 170L103 167V163L101 160V153L106 152L108 150V145H109V141L110 139L112 140L114 133V129L117 127V123L113 120V118H111V115L109 113V109L105 108L104 105L100 102L99 103V99L95 96V95H90V96H83L82 94H80L79 91V86L81 82H84L85 80H87L90 76L89 73H91V68L95 67L97 65L96 63V59L98 57H100V55H102L103 53V49L102 46L104 45V42L102 40L103 37V32L107 31L108 33V37H110L109 39H115V38H119L118 42L116 43L115 46L110 47V49H108V54L107 56L108 59L107 61L104 63V65L108 66V68H120L122 65H124V63L127 60V46L129 44V42L131 41V37L123 35V37L120 36V34L116 31V26L121 24V18L125 17V16H129V18H133L135 16L138 15V13L140 14L141 12L144 11V7L146 8L145 11L149 8V6L151 5V3L153 4V2H157V0H114L110 1V0H5L3 3ZM9 1V2H7ZM13 1V2H12ZM30 1V2H28ZM40 1V4L39 2ZM48 1V2H46ZM66 1V2H65ZM107 1V2H106ZM174 0H158L157 4L160 3V5H162L161 7L165 8L166 11V5L169 8L170 11H164L162 13H160L158 16V19L161 20L160 23L162 25H166V27H169L171 24L173 23L172 21L175 20L176 17H179V20L181 21V23L186 26L187 30H197V31H202L201 33H206V35H202L205 38H211L214 37L216 35V33H218L219 29L222 30L223 28H225V26L227 25V18L228 15H230V17L232 19H234L233 21H235V26L237 25V27H235L233 29V31L229 32V34L227 33V35L225 36L224 40L222 41L224 44H226V56L227 54H229L227 56V59L224 63L222 64H218L216 68L212 67V66H208L206 69V74H205V79L204 81L199 85L201 87L199 88H186L183 92V100L185 101V105H183L182 107L178 108L180 110V112L183 113V115L185 117H187L188 113H189V108L190 106H199V107H206L207 106V102H208V96H220L219 99L221 101V104L223 106V115L224 118H226L227 120H229L231 123H233L234 125L238 126V127H246L248 129H256L259 126L264 124V28L260 29L258 26H253V28L249 31V32H245L243 30V25L246 24V22L248 21L247 14H251V15H259L264 13V0H224L227 4H230V6L236 7L233 9H228L226 10V7L223 6V8L219 7V3L216 2V0H178L179 2H177V0H175L176 2H173ZM181 1V2H180ZM187 1V2H186ZM214 1V2H213ZM261 1V2H260ZM26 2V3H24ZM43 2V3H42ZM59 3L60 5H56L57 3ZM105 2V3H104ZM113 2L114 4L112 5ZM131 2H133L131 4ZM140 2V3H139ZM155 2V3H156ZM166 2L168 4H166ZM173 2V3H172ZM182 2L184 3L185 7L182 6ZM229 2V3H228ZM231 2H233V4H231ZM255 4H254V3ZM257 2V3H256ZM6 3H9L8 5ZM19 3V4H18ZM104 3V4H103ZM118 3V4H116ZM147 3V4H146ZM149 3V4H148ZM203 3V4H202ZM263 3V4H262ZM34 4V5H33ZM37 4V5H36ZM46 4V5H45ZM55 4V5H54ZM66 4V5H65ZM116 4V5H115ZM139 6H138V5ZM174 4V7H173ZM190 4V6H188ZM196 4V5H194ZM216 4V6H214ZM238 4V5H237ZM246 4V6H245ZM262 4V5H260ZM6 7V10L4 8L1 9V7ZM20 7H17L19 6ZM26 5V6H24ZM32 5V6H31ZM40 5V6H39ZM65 5V6H63ZM100 5V6H99ZM105 5V6H103ZM201 5V6H199ZM260 5V6H258ZM24 6V8H23ZM39 6V7H38ZM45 6V7H44ZM48 6V7H47ZM51 6V7H50ZM54 6V7H53ZM70 6V8H69ZM79 6H83L82 8ZM85 6V7H84ZM103 6V7H102ZM111 6V7H110ZM115 6L117 7L115 9ZM182 6V8H180ZM188 6V7H187ZM240 6V7H239ZM243 6V7H242ZM251 10H248V8ZM8 7V8H7ZM17 7V8H16ZM32 9H31V8ZM35 7V8H34ZM42 7V9H41ZM44 7V8H43ZM61 7V9H60ZM74 7L78 8L75 9ZM100 7V8H99ZM107 7V8H106ZM110 7V8H109ZM130 7V8H129ZM139 9L137 10L136 9ZM172 7V8H170ZM179 7V9H178ZM200 7V8H199ZM203 7V8H202ZM247 7V8H246ZM258 7V8H257ZM261 7V8H260ZM14 8V10L12 9ZM40 8V9H39ZM47 8V9H46ZM80 8L82 11H80ZM88 8V9H87ZM91 8V9H90ZM97 8V9H96ZM104 8V9H103ZM143 8V9H142ZM197 8V10H196ZM199 8V9H198ZM218 8V9H217ZM23 9V11H18L17 10ZM25 9V10H24ZM31 9V10H30ZM34 9V11H32ZM90 9V10H89ZM113 9V10H112ZM115 9V10H114ZM176 9V10H175ZM30 10V12H29ZM44 10V12H43ZM46 10V11H45ZM50 12H49V11ZM57 10V11H54ZM127 10V11H126ZM137 10V11H136ZM142 10V11H140ZM202 10V11H201ZM212 10V11H210ZM218 10V11H217ZM222 13H220V11ZM256 10V11H255ZM10 11V12H9ZM35 11H36V15H35ZM43 13H42V12ZM54 11V13L52 12ZM68 11V12H67ZM215 11V12H214ZM228 11V12H227ZM230 11V12H229ZM247 11V12H245ZM13 12V13H12ZM21 14H18V13ZM27 12V13H26ZM29 12V13H28ZM57 12V13H56ZM60 12V13H59ZM81 12V14L79 13ZM92 13V27L91 30L88 29V31L86 32V38H87V46L90 48L91 51H94V54H91L87 57V58H83L81 57V55H79V53L77 54V49L74 48V45L77 44V40L75 37H77L78 32H81L82 27V22L84 20V17H89L88 13ZM99 12V13H98ZM128 12V13H127ZM202 12V13H201ZM211 12V13H210ZM219 12V14H218ZM224 12V13H223ZM236 12V13H235ZM238 12V13H237ZM247 14H245V13ZM258 12V13H257ZM18 14L17 17H15V14ZM24 13V14H23ZM33 13V14H32ZM37 13H39V16ZM50 13V14H49ZM79 13V14H78ZM98 13V14H97ZM137 13V14H135ZM207 15L210 19V21L208 22H202L200 20V16L201 15ZM210 13V14H209ZM235 13V14H234ZM255 13V14H254ZM8 14V15H7ZM14 14V15H12ZM85 14V15H84ZM133 14V15H132ZM163 14V16H162ZM170 14V15H169ZM195 14V15H194ZM216 14V15H214ZM221 14V15H220ZM234 14V15H233ZM12 15V16H11ZM25 15V16H24ZM31 15V16H30ZM125 15V16H124ZM166 15V16H165ZM174 15V16H173ZM220 15V17H219ZM233 15V16H232ZM245 15V16H243ZM14 16V19H13ZM20 16V17H19ZM23 16V17H22ZM28 16V17H27ZM46 16V17H45ZM79 16V17H78ZM97 16V17H95ZM109 16V17H108ZM173 16V18H171ZM176 16V17H175ZM196 16V17H195ZM213 16V17H212ZM215 16V17H214ZM43 17V18H42ZM53 17V20L51 18ZM167 17V18H166ZM188 17L190 19H188ZM242 17V19H241ZM18 18V19H17ZM21 18V19H20ZM29 19V20H25V19ZM37 18L38 19V23H37ZM97 20H96V19ZM128 18V17H127ZM164 18V19H162ZM170 18V21H168ZM182 18V19H181ZM217 18V19H216ZM229 18V17H228ZM3 19V20H2ZM10 19V21H9ZM12 19V20H11ZM20 21H25L27 22H33L31 24V26L33 25V27L35 28V26L37 27V29H34L33 27H30L31 30L28 31L25 27L26 23H21ZM49 19V20H48ZM55 19V20H54ZM81 19V20H80ZM166 19V22H164ZM247 19V20H246ZM17 20V21H15ZM34 20V21H33ZM43 22H41V21ZM51 20V21H50ZM119 20V21H118ZM240 20V21H239ZM2 21V22H1ZM13 21V22H12ZM45 21V24H44ZM99 21V22H97ZM113 21V22H112ZM118 21V22H117ZM168 21V22H167ZM244 21V22H243ZM6 22L10 23L7 24L6 27H4L6 25ZM18 24L17 22H19L18 25H15V23ZM36 22V23H34ZM53 22V23H52ZM55 22V23H54ZM117 22V23H115ZM120 22V23H119ZM191 22V23H189ZM213 22V23H212ZM5 23V24H4ZM43 23V24H42ZM66 25H65V24ZM96 25H95V24ZM99 23V24H98ZM115 23V24H113ZM13 24V25H12ZM37 24V25H36ZM52 24V25H51ZM63 24V25H61ZM174 24V23H173ZM199 24V26H198ZM204 24V25H203ZM207 24V25H206ZM95 27H94V26ZM101 27H100V26ZM240 25V26H239ZM18 26V27H16ZM22 26V28H21ZM25 28H24V27ZM44 26V27H43ZM55 26V27H54ZM61 26V27H60ZM114 26V27H113ZM217 26H219V28H217ZM12 27V28H11ZM52 27V28H51ZM65 27V28H64ZM22 31H20L19 29ZM33 28V29H32ZM62 28V29H61ZM69 28V29H68ZM75 28V29H74ZM176 28V27H175ZM207 28V29H206ZM17 31H15V30ZM52 29V31L50 30ZM64 29V31H63ZM101 29V30H100ZM177 30V34H180L181 31L180 29L176 28ZM205 29V30H204ZM255 29V30H254ZM9 30V31H8ZM12 30V32L10 31ZM19 30V31H18ZM27 30V33L30 36L31 35V39H29L28 41L22 43V41L20 40V37L24 31ZM33 30V31H32ZM46 32H45V31ZM54 30L55 33H54ZM60 30V31H59ZM69 30V31H68ZM96 30V31H95ZM175 30V29H174ZM204 30V31H203ZM241 30V31H240ZM59 31V32H58ZM71 31V32H70ZM75 31V32H74ZM94 33H93V32ZM179 31V32H178ZM211 31V33H210ZM263 31V32H262ZM20 34H18V33ZM50 32V34H49ZM57 32V33H56ZM252 32V33H251ZM255 32V34H253ZM2 33V34H1ZM17 33V34H15ZM35 33H39L38 35H34ZM45 33V34H43ZM106 33V32H105ZM251 35H250V34ZM12 34V35H11ZM48 34V35H47ZM88 34V35H87ZM93 34V35H92ZM220 34V33H219ZM34 35V36H33ZM41 35V36H40ZM45 35V36H44ZM50 35V36H49ZM53 35V36H51ZM97 35V36H96ZM105 35V34H104ZM230 35V36H229ZM248 35H250L251 37ZM254 35V36H253ZM40 36L41 38H36ZM50 38L51 40L54 39L56 45V49L58 50V45L61 46L60 48L66 53V51H69V53L66 55V66L65 67H60V68H55L53 71L55 72V75L53 74L54 72L52 71L51 73L47 71V69L44 67V69L40 70L42 72H38L39 74H36L35 72L37 71L39 64H44L46 60H48L45 57V49L47 46L44 43L43 38L45 37L47 39V37ZM57 36V37H56ZM6 37V39H5ZM33 37V40H32ZM229 37V38H228ZM242 37V39H241ZM259 37V38H258ZM121 38V39H120ZM228 38V39H227ZM3 39V40H2ZM5 39V40H4ZM8 39V40H7ZM16 39V40H15ZM68 39V40H67ZM124 39V40H123ZM227 39V40H226ZM255 39V40H254ZM10 40H12V44L11 42H9ZM35 40V41H34ZM40 40V41H39ZM43 40V41H41ZM61 40V41H60ZM65 40V41H64ZM90 40V41H89ZM127 40V41H126ZM226 40V42H225ZM234 40V41H233ZM236 40V41H235ZM239 40V41H238ZM251 40V41H250ZM35 44H33V42ZM39 41V42H38ZM60 41V42H59ZM70 41V42H69ZM93 41V42H92ZM160 38H157L155 40V42H151L149 45H147L145 47V51L143 52V56L144 58L148 59V58H154V57H158L161 54V51L163 49V41H161ZM249 41V42H248ZM67 42V43H66ZM247 42V43H246ZM119 43V44H118ZM246 43V44H244ZM262 44V45H258V44ZM44 44V45H42ZM242 44V45H241ZM3 45V46H2ZM34 45H36V51H35V47ZM101 45V47H100ZM244 45V46H243ZM67 46V47H66ZM239 46V47H238ZM247 46V47H246ZM155 47V48H154ZM160 47V48H159ZM257 47V48H256ZM30 48L31 51L29 50ZM244 48V49H243ZM43 49L45 51H43ZM120 49V50H118ZM156 49V50H155ZM258 49V50H257ZM17 52V54L14 52ZM18 50V51H16ZM28 50V51H27ZM34 50V51H33ZM231 52H230V51ZM236 50V51H235ZM247 50V51H246ZM201 51L205 52L202 53ZM237 51H238V55H237ZM254 51V52H253ZM6 52V54H5ZM19 52V53H18ZM39 52V53H38ZM105 52V50H104ZM114 52V53H113ZM123 52H125L123 54ZM149 52V53H147ZM156 52V53H155ZM158 52V53H157ZM198 52V53H197ZM208 52L207 49H200L196 51V55L198 56L199 54V59L203 60L208 56ZM229 52V53H228ZM242 52V53H241ZM248 52V54H247ZM263 52V54H262ZM15 53V54H14ZM72 53L77 54V56H71ZM234 53V54H232ZM19 54V55H18ZM29 54V55H27ZM150 54V55H149ZM13 55V56H12ZM37 55V57H36ZM118 55V56H117ZM233 55V56H232ZM253 55V56H252ZM263 58H262V56ZM10 56V57H9ZM12 56V57H11ZM21 57L16 58V57ZM116 56V57H115ZM239 56V57H238ZM252 58H251V57ZM259 56V58L257 57ZM15 59H14V58ZM44 57V58H43ZM72 57H77V66L78 67L76 71H72L74 69H71V65L73 64V59ZM122 57V58H121ZM124 57V58H123ZM232 57V58H230ZM5 60H4V59ZM96 58V59H95ZM115 58V59H114ZM10 59L12 61H10ZM18 64L16 63V60ZM27 61H25V60ZM46 59V60H45ZM110 59L113 61H110ZM117 59H121V60H117ZM235 59V60H234ZM241 59V60H240ZM263 59V60H261ZM36 60V61H35ZM82 61H86V62H81ZM101 60L100 59L98 62H100L101 64ZM232 60V61H231ZM239 60V61H238ZM258 60V61H256ZM2 61V62H1ZM14 63V64H11ZM15 61V62H14ZM43 61V62H42ZM79 61V62H78ZM235 61V62H234ZM262 61V62H261ZM23 62V63H22ZM29 62V65L28 63ZM35 64H34V63ZM38 62V63H37ZM40 62V63H39ZM250 62V63H249ZM87 63V65L84 64ZM96 63V64H95ZM6 64V65H5ZM22 64V65H21ZM27 64V65H26ZM38 64V65H37ZM226 64V65H225ZM231 64V65H230ZM245 64V65H244ZM253 64V66H252ZM255 64V65H254ZM10 65V67L8 66ZM11 65H13L11 67ZM21 65V66H20ZM172 65V66H171ZM245 68L243 69V73H242V66ZM260 65V66H259ZM18 66V67H17ZM38 66V67H37ZM169 67H167V70L169 73L175 75L177 73V68L175 66V64L173 63H169L168 64ZM171 66V67H170ZM175 66V67H174ZM239 66V68H237ZM28 69H25L27 68ZM34 67V68H32ZM37 67V68H36ZM258 67V68H257ZM12 68V69H9ZM19 68V69H18ZM70 68V71L68 70ZM209 68V69H208ZM223 68V69H222ZM234 68L236 70H234ZM260 69L261 71L257 70ZM17 69V70H16ZM35 69V70H34ZM58 69V70H57ZM215 69V70H214ZM233 70V76L230 78L228 76V70ZM252 69V70H251ZM1 70V69H0ZM18 70H22L21 73ZM24 70H26L24 72ZM56 70V71H55ZM88 70V71H87ZM213 70V71H212ZM220 70V73H219ZM241 70V71H240ZM247 70H250L249 72ZM263 70V71H262ZM27 71L29 72V77L27 75ZM32 71V72H31ZM35 71V72H34ZM45 71V72H44ZM59 71V72H57ZM68 71V72H67ZM83 71V74H82ZM86 71V72H85ZM211 71V72H210ZM218 74H217V72ZM235 71V73H234ZM259 71V73L257 72ZM2 72V71H1ZM34 72V73H33ZM65 72V73H64ZM175 72V73H174ZM262 72V73H261ZM3 73V72H2ZM31 73V75H30ZM46 75H43V74ZM58 73H60V75H58ZM74 73V74H73ZM224 73V74H223ZM252 73V75H251ZM26 74V76H25ZM35 74V75H32ZM42 74V75H41ZM53 74V75H52ZM57 74V75H56ZM62 74V75H61ZM81 74V75H80ZM86 74V75H85ZM210 74V75H209ZM215 74V75H214ZM249 74V75H248ZM23 75V76H22ZM36 75L38 77H36ZM69 75V79L66 80V78ZM71 75V76H70ZM77 75V76H76ZM214 75V76H213ZM225 75V76H224ZM245 75V76H244ZM251 75V76H250ZM256 75V77L254 76ZM51 76V77H50ZM60 76V78L58 77ZM87 76V77H86ZM207 76V77H206ZM217 76V77H216ZM244 76L245 79H242ZM253 76V77H252ZM27 77V78H25ZM55 77V78H54ZM121 77V78H120ZM190 76L187 74L186 75V79H188ZM215 79L217 80H214ZM258 77V79L256 80V78ZM34 78V79H33ZM38 78V79H37ZM45 80H44V79ZM51 78V79H50ZM78 78V79H77ZM207 78V79H206ZM239 78V79H238ZM249 78V79H248ZM41 79V80H39ZM59 79V80H58ZM76 79V81H75ZM114 79L116 80V82L118 84H122L124 77L121 75V73H117L114 77ZM231 79V80H228ZM238 79V80H237ZM253 79V80H252ZM255 79V80H254ZM28 80V81H27ZM35 80V81H32ZM41 82H39V81ZM56 80V81H55ZM72 80V81H71ZM209 80V81H207ZM243 80H249L248 86L246 88H249V90L247 91L246 88L243 90L242 92V96H239L237 93L233 94V92H231L230 88H228V83H230L231 81L233 83L235 82H242ZM32 81V82H31ZM45 81V82H44ZM158 81V84H157ZM157 81L152 82V86H150L147 91H142V92H133L129 95V101L133 103V105L136 106V108L139 111L140 115L143 117L145 116V109H146V105L153 99L156 98V96L159 94V90L161 87H167L170 88L172 87L171 84H169V82L167 81H160L159 79H157ZM214 81V82H213ZM216 81V82H215ZM219 81V82H217ZM34 82V83H33ZM43 82V83H42ZM49 82V83H48ZM56 82H58L59 84L61 83H65V88H67V91L72 95V103L70 104H65L64 106L61 107L60 109V113L57 115L59 118H69L72 115L76 120V128L77 130L73 131L70 130L69 127L65 126L62 122L58 123V122H53L52 121H47L46 119H44V121L42 122V119L45 118L44 113H43V109L42 106L40 104V102L42 101L43 95L45 94V91L48 88H52L54 89L57 88L58 85H56ZM72 82V83H69ZM211 82V83H210ZM228 82V83H227ZM55 83V84H54ZM31 84V85H30ZM37 84V85H36ZM53 84V85H52ZM214 84V85H213ZM227 84V85H226ZM263 84V85H262ZM35 86L34 89L38 88L37 90H34L33 87ZM222 85V86H221ZM260 85V86H258ZM76 86V87H75ZM169 86V87H168ZM203 86V87H202ZM20 89V86H18ZM75 87V88H74ZM217 87V88H216ZM219 87V88H218ZM221 87H223L221 89ZM17 88V86H16ZM70 88V89H68ZM73 90H72V89ZM211 88V89H210ZM225 88V89H224ZM78 89V90H77ZM221 89V90H220ZM228 89V90H227ZM23 90L26 91L23 93ZM44 90V91H43ZM201 90V91H200ZM210 90V91H209ZM221 91L220 93H218L219 91ZM223 90H225L223 92ZM36 91V92H35ZM214 91V92H213ZM231 93H230V92ZM258 91L259 97L257 98L255 96L254 98V92ZM31 92V93H30ZM34 92V93H32ZM43 92V93H42ZM77 92V93H76ZM213 92V93H212ZM229 92V93H228ZM28 93V94H27ZM40 93V94H39ZM138 93V94H137ZM227 93V94H226ZM28 96H27V95ZM33 94V96H32ZM76 94V95H75ZM147 94V95H146ZM149 94V95H148ZM188 94V95H187ZM233 94V95H232ZM247 94V95H246ZM263 94V96H262ZM37 95V96H36ZM41 97H40V96ZM133 97H132V96ZM240 97H238V96ZM30 96V97H29ZM74 96V97H73ZM83 96V97H82ZM94 96V97H92ZM148 99H147V97ZM188 96V97H187ZM251 96V97H250ZM27 97L29 99H27ZM38 100H36L35 98ZM82 97V98H81ZM89 99H87V98ZM201 97V98H200ZM204 97V98H203ZM208 97V98H207ZM78 98V99H77ZM95 98V101H94ZM234 102H231V100ZM261 98V99H259ZM3 99V100H2ZM77 99V100H76ZM137 99V100H136ZM198 99V100H197ZM235 99V100H234ZM238 99V100H237ZM240 99L242 100V103L240 102ZM246 99V100H245ZM92 103H90L91 101ZM257 100V101H256ZM6 101V102H5ZM30 101V102H27ZM79 101V102H77ZM82 101V102H81ZM83 101H85L83 103ZM89 101V102H87ZM139 101V102H138ZM141 101V102H140ZM143 101V102H142ZM190 101V102H189ZM196 101V102H195ZM206 101V102H205ZM227 101V102H226ZM247 101V102H246ZM33 102V103H32ZM36 102V103H35ZM250 102V103H249ZM27 103V104H26ZM38 103V104H37ZM42 103V102H41ZM76 103V105H75ZM88 103V104H87ZM92 105H90V104ZM206 103V104H204ZM233 105H231V104ZM238 103V105H237ZM249 104V106H247V104ZM253 103V104H252ZM260 103H262L260 105ZM5 104H9V105H5ZM12 104V105H11ZM14 104V105H13ZM31 105L30 106L28 105ZM40 104V105H39ZM99 106L97 107V109H94L96 107V105ZM227 104V105H226ZM242 104L244 106H242ZM27 107H26V106ZM38 105V106H37ZM72 105V106H71ZM78 105V107H77ZM82 105V106H81ZM3 106V107H2ZM7 106V107H6ZM13 106V107H12ZM36 106L38 107L36 109ZM41 106V107H39ZM54 106V105H53ZM82 108H81V107ZM140 106V107H139ZM233 106V107H232ZM236 106V107H235ZM240 106V107H239ZM16 107V108H15ZM31 109L29 110L28 109ZM74 107V109H73ZM91 107V110H89ZM102 107V108H101ZM20 108L24 109V110H20ZM66 108V109H65ZM72 108V109H71ZM76 108V110H75ZM85 108V109H84ZM228 108V109H227ZM238 108V109H236ZM251 108V109H250ZM3 109V110H2ZM5 109V110H4ZM28 109V110H26ZM42 109V111H40ZM69 109V111H68ZM71 109V110H70ZM79 109V110H78ZM105 109V110H104ZM107 109V110H106ZM177 109V111H178ZM182 109V110H181ZM253 109V110H252ZM7 110V112H6ZM12 110V111H11ZM16 110V111H14ZM36 110L37 113L34 111ZM78 110V111H77ZM93 110V111H92ZM101 110L103 112H101ZM142 110V112H141ZM251 110V111H250ZM257 110V111H256ZM259 110V111H258ZM38 111L40 113H38ZM64 113H63V112ZM68 111V112H67ZM73 111V112H71ZM85 111V112H82ZM250 111V112H249ZM21 112V113H20ZM33 112V113H32ZM79 112V114H78ZM81 112V113H80ZM97 112V113H96ZM107 112V113H106ZM36 115H35V114ZM102 113V115H101ZM144 113V114H143ZM240 113V114H239ZM254 113V114H253ZM10 114V115H9ZM39 114V115H37ZM87 114V115H86ZM89 114V115H88ZM92 114V115H91ZM98 116H97V115ZM143 114V115H142ZM233 114V115H232ZM248 114V115H247ZM7 115V116H5ZM12 115V116H11ZM15 115V116H14ZM32 117V115L34 116L33 118L29 119L28 116ZM84 115V116H83ZM96 115V116H95ZM245 115V116H244ZM253 115V116H251ZM37 116V117H36ZM41 116V117H40ZM71 116V117H72ZM80 116V117H79ZM89 116V117H88ZM105 116V117H104ZM251 116V117H250ZM36 117V118H35ZM57 117V118H58ZM97 117H99V119L95 120ZM235 117H241L240 118H235ZM6 118V119H5ZM8 118V119H7ZM14 118V119H13ZM22 118V119H21ZM40 118V120H39ZM58 118V119H59ZM105 121L107 119V122ZM242 118L244 120H242ZM255 118V119H254ZM18 119V121H17ZM20 119V120H19ZM26 119V120H25ZM34 119L33 124L32 123H27V122H31L30 120ZM57 119V120H58ZM240 119V120H239ZM3 120V122H1ZM39 120V121H38ZM82 120V121H81ZM234 120V121H233ZM238 120V121H237ZM22 121V123L20 122ZM26 121V125L25 122ZM93 121V122H92ZM97 121V122H96ZM100 121H103L101 123H99ZM256 121V122H255ZM35 122V124H34ZM42 122V123H41ZM84 122V123H83ZM245 122V123H244ZM247 122V124H246ZM8 123V124H7ZM13 123V124H12ZM15 123V124H14ZM20 125H18V124ZM41 123V124H40ZM58 123V125L56 126V124ZM105 123V124H103ZM261 123V124H260ZM31 124V125H30ZM38 124V126H37ZM44 124V125H43ZM63 124L61 127L60 125ZM102 124V125H101ZM107 124V125H106ZM110 124V125H109ZM4 125V126H3ZM22 125V126H21ZM31 129H30V127ZM34 125V126H33ZM36 125V126H35ZM41 127H40V126ZM98 125V126H96ZM146 127V124H143ZM258 125V126H257ZM4 129H2V127ZM9 126V127H8ZM19 126V127H18ZM28 128H27V127ZM52 126V127H51ZM56 126V128L54 127ZM81 126V127H80ZM102 126V127H101ZM106 126V127H105ZM116 126V127H115ZM153 126L154 128L159 131L162 132L165 130V124L161 121H154L153 122ZM164 128H163V127ZM249 126V127H248ZM6 127V129H5ZM54 127V128H53ZM62 127H66V129L62 128ZM78 127H80V129H78ZM97 129H96V128ZM99 127V128H98ZM114 127V128H113ZM46 128V129H45ZM60 128V130H59ZM69 128V129H68ZM108 128H110V131L108 130ZM113 128V129H112ZM104 129V131H103ZM9 130H10V134H9ZM35 130V132H34ZM45 130V131H44ZM51 130V131H50ZM108 130V131H107ZM28 131V132H27ZM33 131V133H32ZM70 131V132H69ZM76 131H79L78 134L76 133ZM99 131V133H97ZM103 131V132H101ZM112 131V132H111ZM12 132V133H11ZM27 132V133H26ZM48 132V133H47ZM64 132V134H63ZM83 132V134H82ZM88 132V134H87ZM17 133V134H15ZM18 133H21L20 136ZM28 133L34 134L33 138L31 134L28 135ZM53 133V134H52ZM57 133V135H56ZM73 134V137L71 136V134ZM112 133V134H111ZM97 134V135H96ZM111 134V136H110ZM15 135V136H14ZM51 135V137H50ZM56 135V136H55ZM75 135V137H74ZM77 135V136H76ZM79 135V137H78ZM9 138H8V137ZM14 136V138L12 139V137ZM19 136V137H18ZM41 136V137H40ZM46 136V137H45ZM107 136H110L109 138ZM24 137V138H23ZM30 137V138H28ZM45 137V138H43ZM56 140H55V138ZM83 137H86L83 139ZM87 137L89 139H87ZM106 137V139H105ZM19 138V139H18ZM22 138V139H21ZM37 138V139H36ZM48 138V139H47ZM50 138V140H49ZM104 138V139H103ZM3 139V140H2ZM8 141H7V140ZM60 139V141H59ZM73 139V140H71ZM18 140V141H17ZM33 140V142H32ZM50 142H49V141ZM51 140H53V143L51 142ZM90 140V141H89ZM106 142H105V141ZM109 140V141H108ZM17 141V142H15ZM20 141V142H19ZM25 141V142H24ZM104 141V142H103ZM7 142V143H6ZM14 142V143H13ZM29 142V143H28ZM66 142V143H65ZM77 142V143H76ZM108 142V143H107ZM6 143V144H4ZM9 143V144H8ZM11 143V144H10ZM15 143H18L15 145ZM21 143V144H20ZM28 143V144H27ZM60 145H59V144ZM62 143V144H61ZM70 143V144H69ZM14 144V145H13ZM27 144V146L25 145ZM34 144V145H33ZM75 144V145H74ZM77 144V146H76ZM93 144V145H92ZM106 144V145H105ZM10 145V146H9ZM13 145V146H12ZM28 145H30L29 151L25 148H28ZM67 145V147H66ZM96 145V146H95ZM100 147H99V146ZM34 146V147H32ZM60 146V147H59ZM62 146V147H61ZM83 146V147H82ZM6 147V148H5ZM19 147V148H18ZM36 147V148H35ZM49 147V148H48ZM69 147V148H68ZM87 147V148H85ZM103 147V148H102ZM106 147V149H105ZM34 150L35 148V152L32 150ZM58 148V149H57ZM82 151H77L80 150ZM19 151H16V150ZM20 149H22V151H20ZM24 149V150H23ZM76 149V150H75ZM87 151H86V150ZM89 149V150H88ZM102 149V150H101ZM26 150V151H25ZM34 154H29L31 153ZM66 150V151H65ZM85 150V152L83 151ZM96 150V153H95ZM105 150V151H104ZM63 151L65 153H63ZM73 151H75L73 153ZM89 151H94V155L92 152L89 153ZM12 152V154H11ZM16 152V153H13ZM23 152V154L20 153ZM40 152V153H39ZM73 153V157L72 155L69 153ZM79 152V153H78ZM18 153V154H17ZM99 153V155L97 156V154ZM17 154V155H15ZM29 154V155H28ZM40 154V155H39ZM77 155L78 159H76L77 157L75 155ZM83 155V157L81 155ZM88 154V155H87ZM122 157L127 158V156H125V152H122ZM21 155V156H20ZM26 155V157L24 156ZM33 155V159L32 156ZM38 155V156H37ZM79 155V156H78ZM87 157H85V156ZM96 155V156H95ZM132 156H130L131 160H129L130 158H128V161H130L129 163V169H131V171H127L128 175H130L131 177H138L140 176V167L138 165L137 161V155L134 152L133 154H131ZM14 156V157H13ZM17 156V158H16ZM19 156V157H18ZM36 156V158H35ZM71 156V157H70ZM81 156V158H80ZM89 156V158H88ZM95 156V157H94ZM12 157V158H11ZM22 157V158H21ZM24 157V158H23ZM44 157V158H43ZM85 157V159H84ZM95 158V159H91V158ZM35 158V159H34ZM10 159V160H8ZM22 159V161H20ZM40 159V160H39ZM76 159V160H75ZM83 159V160H82ZM87 159V161H86ZM97 159V160H96ZM99 159V161H98ZM16 160V161H15ZM28 160V161H27ZM31 160V161H30ZM67 160V161H66ZM81 160V161H79ZM93 160V161H92ZM136 160V161H135ZM15 161V162H13ZM37 163H34V162ZM49 161V162H48ZM83 161V162H82ZM91 161V162H89ZM98 161V163H97ZM135 161V162H134ZM68 162V163H67ZM71 162V163H70ZM79 162V163H78ZM85 162V163H84ZM95 162V167H94V163ZM45 163V164H44ZM33 166H32V165ZM50 164V165H48ZM81 166H80V165ZM86 164V165H85ZM90 166H88V165ZM97 164V165H96ZM99 164V165H98ZM24 165V166H23ZM37 165V166H36ZM48 165V166H47ZM84 165V166H82ZM93 167H92V166ZM132 165V166H131ZM136 165V166H135ZM18 166V167H17ZM70 166V167H69ZM78 166V167H77ZM87 167V171H86V167ZM99 166V167H98ZM48 167V168H47ZM62 167V168H61ZM66 169H65V168ZM75 167V169L77 171H75L73 168ZM101 167V168H100ZM133 167V169L131 168ZM138 167V168H137ZM42 168V169H41ZM52 168V169H51ZM54 168V169H53ZM72 168V169H71ZM78 168V169H77ZM92 168V169H91ZM98 170H97V169ZM22 169V170H19ZM65 169V170H64ZM80 169V170H79ZM85 169V170H84ZM17 170V171H16ZM19 170V171H18ZM35 170V171H34ZM38 170V171H37ZM41 170V171H39ZM43 170V171H42ZM69 172H68V171ZM71 170V171H70ZM90 170V171H89ZM94 170V171H93ZM28 171V172H27ZM34 173H33V172ZM37 171V172H36ZM58 171H60L58 173ZM63 172V174H61ZM72 171H74L76 174H74ZM79 171V172H78ZM102 171V172H101ZM137 171V172H136ZM22 172V174H21ZM35 172L37 173V175L35 174ZM40 172V173H39ZM55 172V173H54ZM78 172V173H77ZM105 172V173H104ZM135 172V173H134ZM16 173V174H15ZM26 173V174H25ZM54 173V174H53ZM68 176H66L65 175ZM80 175L78 176L77 174ZM103 173V174H102ZM3 174V175H2ZM18 174H20L18 176ZM40 174V175H39ZM69 174L71 177H73L74 179L71 180V178H69ZM74 174V175H72ZM136 174V175H135ZM16 175V176H15ZM22 175V176H21ZM35 175V176H34ZM87 175V176H86ZM88 175L90 177H92V179L88 177ZM92 175H96V177L92 176ZM5 176V177H4ZM21 176V179H20ZM25 176V177H24ZM64 176V178H63ZM86 176V177H85ZM4 177V178H3ZM17 177V179H16ZM28 177V178H27ZM55 177V178H54ZM67 177V179H66ZM6 178V179H5ZM76 178V179H75ZM95 182H94V180ZM3 179V180H2ZM49 179V180H48ZM67 181H66V180ZM14 182H13V181ZM16 180V181H15ZM24 180V181H22ZM26 180V182H25ZM42 180V181H41ZM56 180V181H55ZM58 180V181H57ZM61 180V181H59ZM65 180V182H64ZM83 180V183H82ZM86 180V181H85ZM9 181V182H7ZM41 181V182H40ZM49 181V183H48ZM70 181V182H68ZM76 183H75V182ZM81 181V182H80ZM53 182H55V184H53ZM64 182V185L62 184ZM82 183L81 185L78 183ZM97 182V183H96ZM3 183V184H2ZM26 183V184H25ZM58 185H57V184ZM75 183V184H74ZM85 183V184H84ZM88 183V184H87ZM91 183H93V185H91ZM99 183V184H98ZM5 184L7 185V187L5 186ZM22 184V185H21ZM74 184V185H73ZM78 184V185H77ZM87 184V185H86ZM107 184V185H106ZM53 185V186H52ZM57 185V186H54ZM61 185V186H60ZM77 185V186H76ZM106 185V186H105ZM10 186V187H9ZM59 186V187H58ZM69 186V187H68ZM85 188H83V187ZM87 186V187H86ZM91 186V187H90ZM101 186V187H100ZM109 186V187H108ZM25 187V189H24ZM54 187V188H53ZM57 187V188H56ZM64 187V188H63ZM75 187V188H73ZM77 187V188H76ZM79 187V188H78ZM81 187V188H80ZM89 187V188H88ZM96 189H95V188ZM10 188V189H9ZM36 188V189H35ZM41 188V189H40ZM43 188V189H42ZM47 188V189H46ZM67 188V189H66ZM83 188V189H82ZM87 188V189H86ZM93 188V189H92ZM22 189V191H21ZM98 189V191H97ZM100 189V190H99ZM4 190V191H2ZM19 190V191H18ZM46 190V191H45ZM52 192L53 199H52V195L50 194L49 191ZM59 190V191H57ZM86 191H90L89 193L86 192L83 195V192ZM13 191V192H12ZM65 191V192H64ZM94 191V192H93ZM16 192V193H15ZM54 192V193H53ZM79 192V194H78ZM64 193V194H63ZM67 193V194H65ZM88 193V195H86ZM94 193V194H93ZM100 193V194H99ZM12 194V195H11ZM16 194V195H15ZM81 194V196H80ZM91 194V195H90ZM98 194V195H97ZM60 197H57L59 196ZM62 195V196H61ZM77 195V196H76ZM87 196L90 197L91 200H83L82 196ZM90 195V196H89ZM9 196V197H8ZM64 196V197H63ZM13 197V198H12ZM50 197V198H48ZM68 197V198H67ZM74 197V198H73ZM78 197V198H77ZM81 197V198H80ZM4 198V199H3ZM16 198V199H15ZM18 198L20 200H18ZM55 198V199H54ZM72 198V201H71ZM11 199V200H10ZM52 199V202H51ZM64 199V200H62ZM78 199V201H77ZM80 199V200H79ZM82 199V200H81ZM17 201V202H16ZM47 201V202H46ZM57 201H60L59 203H57ZM95 201V204H94ZM99 201V202H98ZM119 201L122 202V200H115L114 203L115 204H119ZM55 205H54V203ZM84 202V203H83ZM101 202V204H100ZM105 202V203H104ZM109 202H113V200H108ZM53 203V204H52ZM71 203V204H70ZM83 203V204H82ZM97 203V204H96ZM100 206H99V204ZM103 203V205H102ZM65 204V205H64ZM76 204V205H75ZM89 206H88V205ZM71 205V206H70ZM80 205V206H79ZM98 205V206H97ZM18 206V207H17ZM65 206V207H64ZM56 207V209H55ZM62 207V209L60 208ZM67 207V208H66ZM93 208L92 209L90 208ZM97 207V208H96ZM32 208V210H31ZM34 208V210H33ZM59 208V209H58ZM66 208V209H65ZM79 208L80 211H79ZM25 209V210H24ZM77 209V210H75ZM82 209H84L82 211ZM36 210V211H35ZM52 210V211H51ZM59 210V211H57ZM73 210V211H72ZM23 213H21V212ZM35 211V212H34ZM51 211V213H50ZM55 211V212H54ZM72 211V212H71ZM82 211V212H81ZM28 212V214L26 213ZM30 212V213H29ZM34 212V213H33ZM65 212V214H64ZM77 212V213H76ZM79 212V213H78ZM37 213V214H35ZM44 213V215H43ZM71 213V215H70ZM81 213V214H80ZM42 214V215H41ZM54 214V215H53ZM76 214V215H75ZM19 215V216H18ZM22 215V216H21ZM50 215V217H49ZM57 215V216H56ZM61 215V216H60ZM86 215V216H85ZM30 216V219H29ZM37 216V217H36ZM45 216V217H44ZM60 216V217H59ZM74 218V220L72 219V217ZM77 216V217H75ZM19 217V219L17 218ZM34 217V218H33ZM41 217V218H40ZM44 217V218H43ZM55 217V218H54ZM22 218V219H21ZM27 218V219H26ZM47 218V219H46ZM65 218V219H64ZM71 218V219H70ZM77 218V219H76ZM25 221H24V220ZM44 219H46L44 221ZM51 219V220H50ZM56 219V220H55ZM62 219V220H61ZM15 220V221H14ZM23 220V221H22ZM31 220V221H29ZM50 220L53 224V226L56 225V223L58 222V220H61L58 222V225H56L54 228L51 225V222L48 221ZM67 220V221H66ZM71 220V221H70ZM77 220V221H76ZM13 221V222H11ZM35 221V222H34ZM48 221V223H47ZM56 221V222H55ZM66 223H64V222ZM24 222V223H23ZM43 222V223H42ZM47 223L46 225L44 223ZM55 222V223H54ZM61 222V223H60ZM70 222V223H69ZM193 222V223H192ZM38 223V224H37ZM69 223V225H67ZM95 223V224H94ZM12 224V225H11ZM22 224V225H21ZM37 224V225H35ZM44 224V225H42ZM61 224H65V226L62 225L61 228ZM84 224H89L92 225L91 228L88 225H84ZM194 225V226H193ZM30 226V228H29ZM60 226V228H59ZM85 226V227H84ZM189 226L190 230H189ZM18 227V228H17ZM22 227V228H21ZM39 227V229H38ZM46 227V228H45ZM12 228V229H11ZM40 228H43L42 230ZM89 228V229H88ZM93 228V229H92ZM54 229V230H53ZM70 230V234H69V230ZM83 229V231H82ZM98 229V230H97ZM20 230V231H19ZM23 230V231H22ZM37 230V231H36ZM58 230V231H57ZM66 230V232H65ZM90 230V231H88ZM99 232H97V231ZM22 231V232H21ZM27 231V232H26ZM53 231V232H51ZM190 231V234H189ZM193 231V232H192ZM12 232V233H11ZM14 232V233H13ZM30 232V233H29ZM45 232V233H44ZM60 232V233H59ZM196 232V233H195ZM23 233V234H22ZM43 233V234H42ZM97 233L99 235V237L97 236ZM9 236H8V235ZM21 234V235H20ZM28 234V235H27ZM47 234V235H46ZM62 234H66L65 236H61ZM73 234V235H71ZM93 234V235H92ZM193 234V235H192ZM21 236V237H17ZM25 235V236H24ZM59 235V236H58ZM83 235V236H82ZM192 235V236H189ZM15 236V237H14ZM28 236V237H27ZM32 236V237H31ZM51 236V238H50ZM82 236V237H81ZM89 236V237H88ZM94 236V237H93ZM4 237V238H3ZM26 237V238H25ZM30 237V238H29ZM44 237V238H43ZM65 239H64V238ZM77 237V239H76ZM82 239H81V238ZM91 237V238H90ZM94 239H93V238ZM13 238V240H11ZM19 238V239H18ZM42 238V239H41ZM55 238V239H54ZM58 238V239H57ZM83 238H85L83 240ZM88 238H90V240H88ZM97 238H99L97 240ZM174 238V239H173ZM11 242H9L10 240ZM62 239H64V241H62ZM79 239V241H78ZM81 239V241H80ZM87 239V240H86ZM4 240V241H3ZM56 240V241H54ZM58 240V241H57ZM15 241V244H14ZM61 241V242H60ZM67 241V242H66ZM94 241V242H93ZM172 241V242H171ZM196 241V243H194ZM4 242V243H3ZM31 242V243H30ZM59 242V243H58ZM78 242V243H77ZM83 246H81L82 244ZM85 242V243H84ZM175 244H174V243ZM33 243V245H31ZM69 243V244H68ZM74 243V244H73ZM90 243V244H89ZM173 245H172V244ZM4 244V245H3ZM17 244V245H16ZM27 244V245H25ZM63 244V246L61 245ZM80 244V245H79ZM85 244V245H84ZM89 246H88V245ZM92 244V245H91ZM99 244V245H98ZM140 244V245H139ZM165 244V245H164ZM193 244V245H192ZM14 245V247H13ZM70 245V247L68 246ZM95 245V247H94ZM23 246V247H22ZM57 248H56V247ZM68 246V247H66ZM81 246V248H80ZM6 249H5V248ZM11 250H10V248ZM39 247V248H38ZM55 247V248H54ZM59 247V248H58ZM63 247V249H62ZM74 247V248H73ZM76 247V248H75ZM78 247V248H77ZM173 247V248H172ZM192 247V248H191ZM71 248V249H70ZM91 248V249H90ZM94 248V249H93ZM135 248V249H134ZM150 248V249H149ZM153 248V251L151 250ZM196 248V249H195ZM15 251H14V250ZM23 249V250H22ZM25 249V252H24ZM30 251H29V250ZM60 249V250H59ZM62 249V250H61ZM66 249V252L64 251ZM82 249H84V251H82ZM94 251V252H90ZM93 249V250H92ZM142 249V250H141ZM148 249L150 251H148ZM163 249V250H161ZM200 249V250H199ZM10 250V251H8ZM18 250V252H17ZM22 250V251H21ZM58 250V251H57ZM68 250H73L72 253L71 251L69 252ZM75 250V251H74ZM89 250V251H88ZM135 250V251H134ZM165 250V251H164ZM169 250V251H168ZM196 250V251H195ZM22 253H21V252ZM35 251V253H34ZM68 251V252H67ZM88 251V252H87ZM113 251V252H112ZM155 251V253H154ZM163 253H162V252ZM175 251V252H174ZM198 251V252H197ZM16 254H15V253ZM55 252V253H54ZM59 252V253H58ZM77 252V253H75ZM147 252V253H146ZM151 252V253H150ZM154 254H153V253ZM166 252V253H165ZM171 254H170V253ZM4 253V254H3ZM6 253V254H5ZM8 253V254H7ZM70 253V254H68ZM86 253V256H84V254ZM108 253V254H107ZM135 253V255H134ZM162 257H161V255ZM193 253V254H192ZM23 254V255H22ZM36 254V255H35ZM73 254V255H72ZM120 254V255H119ZM149 254V255H148ZM169 254V256H168ZM197 254V255H196ZM42 255V256H41ZM91 257H90V256ZM133 255V256H131ZM177 255V256H176ZM10 256V258H9ZM24 256H28V257H24ZM32 256V257H31ZM38 256V257H37ZM131 256V257H130ZM153 256V257H152ZM165 256V257H164ZM89 257V258H88ZM127 257V258H126ZM168 257V258H167ZM198 257V258H197ZM32 258V260H31ZM48 258V259H47ZM60 258V259H59ZM88 258V259H87ZM135 258V259H134ZM151 258V259H150ZM174 258V259H173ZM13 259V260H11ZM21 259V260H20ZM36 259V260H35ZM46 261H45V260ZM67 259V260H66ZM137 259V260H136ZM146 259V260H145ZM148 259V260H147ZM153 259H155L153 261ZM159 259V261H158ZM178 259V260H177ZM193 259V260H192ZM25 260V261H24ZM50 260V261H49ZM134 260V261H133ZM142 262H141V261ZM145 260V261H144ZM162 260V261H161ZM201 260V261H200ZM44 261V262H42ZM67 261V262H66ZM124 261V263H123ZM175 261V262H174ZM11 262V263H10ZM21 262V263H20ZM42 262V263H41ZM49 262V263H48ZM60 262V263H59ZM127 262V263H126ZM153 262V263H152ZM197 262V263H196Z\"/></svg>",
  "mask_w": 264,
  "mask_h": 264
}]
</instances>
